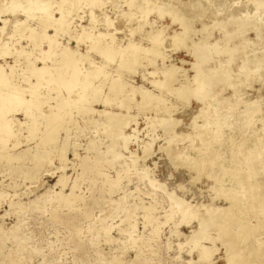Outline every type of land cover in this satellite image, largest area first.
Masks as SVG:
<instances>
[{
	"label": "rangeland",
	"instance_id": "obj_1",
	"mask_svg": "<svg viewBox=\"0 0 264 264\" xmlns=\"http://www.w3.org/2000/svg\"><path fill=\"white\" fill-rule=\"evenodd\" d=\"M9 1H11V0H9ZM9 1L8 0H6V1L0 0V5H2L4 3L3 6H0L1 7L0 20H2V19L6 20V18H7L6 21L5 20L0 21V27H1L0 29L3 30V32H1V30H0V45L2 43H6L8 41L9 43L8 42L7 43L11 44L10 47H12L11 49L13 51H15V54L9 55V57H7L8 56L7 55L6 56L7 58L4 57L3 60L0 57V63L4 64V62L7 61L8 63H6V64H9L10 66L14 65V63H15V68L13 67L14 69L11 70V67L7 65L8 67H6V71H8V72L10 71L12 73L11 74L9 72V75H11L10 76L11 78L14 76V79L13 80L11 79V81L16 82L18 85L21 84L20 86H22V87H26V85H27L25 83V80H26L25 75H26V77H29L31 75L30 79L33 82L37 81V76L35 73H33V71H32V73L29 72V68L26 64V61L29 58L27 56V54L25 55L23 53H19L21 55L18 56L16 53V50L20 49L21 48L20 46H22V47L26 46L27 49H29L33 52L30 55V58H34L35 56L41 57L40 55H42L41 53L43 50H49V42L45 38H42L43 40L40 39L41 41L39 40V43L38 42L32 43L31 39L28 38V36L30 35V31L27 28V26H31V27L39 26L40 18H38V17H40V12L42 11L40 9L43 6H45L43 4L50 5L52 3L50 6L53 7L55 5V1H56V3H60V5L63 7V9L66 10V12H67V10H68V12H72V15H71V13L67 14V18L69 19V21L72 19V17H73L72 21H74V22L70 21V23L71 22L72 23L70 24L69 30H73V33L75 31V33H77V36L80 38V39L78 37L76 38V34H74V37H73L72 36L73 33L71 31L67 30L68 33L69 32H71V33H69L67 36V35H65V34H67L66 31H65L66 33L63 32L64 34H62V32H60L63 36L64 35L65 36L63 37L59 33L57 35V37H60V38L57 39V41L60 42L61 45H65L67 43V46L69 45V47L73 48L74 50L77 48V46H78V48H80V49H78V48L76 49V51H77L76 56L78 54H81V55H78V57H77L78 58L77 61L79 64L76 63L78 65L75 64L74 67L80 68L84 62V64L82 65L83 68L81 67L80 70L86 69L84 71V73L88 72V74L85 73L86 76L87 75L89 76V74L91 72H93L94 74L96 72V75H97V74H99V71L102 69L103 71L101 70L100 73L101 72L104 73V72L108 71V72H110V75L112 77H114V75L116 73L117 74L115 76H118L119 74H121V75L123 74L122 75L123 78L125 77V80H127L128 83L133 84L135 86L143 85L144 87H146L150 90H154V87L150 83V80L153 79V80H161V81L163 80L164 81L166 78L164 75L163 76V77H165L164 79H159L160 77L163 78L161 76V75H163L161 71L163 70L164 67H163V64L161 63L162 58L159 59L158 54L156 55L155 53L152 52V53H147V55L143 53L144 54L143 55L142 53H140L139 58H138V64H139V62L142 63L141 68H139L140 64L139 65L137 64L138 66L137 65L136 66L138 68L136 67V69L134 70L136 72H134V71L131 72V71H128L126 67L122 66L124 68V70H122L120 72L119 68L116 67V66H118L116 63L118 61H121V60H123L122 62H124V61L127 62V60L131 59V55L130 54L128 55V53H124V54L128 55V56L125 55L126 56V60H125V56H123L124 54L122 55L121 53H117V54H114L115 56L113 55L114 57H112V59L111 58L109 59V57H108L107 60H104L105 57H107V56L105 54L99 53V51H97L98 48H96L97 52H95V47H98V46L104 44L105 41H108L109 37L113 38V36H114L117 43L120 44V42H118V41H121V45H126L129 43L130 40H132L138 44H143L145 46H153L154 43L149 38V34L154 33V30L156 31V29H159V28L161 29L164 26L162 34L165 37L163 35H161L160 40L157 41L158 44H156V46H159L157 48L158 49L160 48L161 52L163 51V49H165V51H163V53L164 52L167 53V54L165 53L166 54L165 61L167 64L173 63V64H176L177 66H180L182 68V69L180 68V71H179L182 74H180L179 72L177 73L178 81L175 82L176 86H179L182 82H184V83H187V81L191 82L192 77L194 76L193 74H195V72H194L195 69L193 68L192 63L195 62L196 58L193 54V50L190 51L189 50L190 48L185 46L184 43H186V42H190V43L196 42V43L203 44V48H204V49H202L203 53H207V51H208L207 48H210V43H211V47H212V45L216 44L212 47L213 50H212V48L209 49V51H208L209 54L208 53H207L208 55L206 54V56H208L207 60L205 58V61H203V62L201 61L203 64V65H201V67L204 69V67L206 66L207 68H205L204 71H206V73L209 72L210 76H217L218 75V77H217L218 79L212 77L214 81L210 84L211 87L208 89L209 91L206 93L203 100H198L197 98H194L193 96H192L193 98L190 97V99L187 100L184 97L181 98L179 93H175V92L171 93V91H168L167 89L166 90L163 89L164 92L166 93L165 97H167V98L162 103V105H160V106H164V107H161V108L159 107L160 109H157V110H156V108H154V106H151V105H149L148 108H147V106H144L145 108H142L139 106L140 107L139 108L138 105H136V99L137 100L141 99L140 94L137 93L134 96L135 100H133L132 97L127 95V94H130V95L133 94L132 92L131 93L129 92L131 90V88L128 86L123 88L124 91L123 90L121 91V93L123 92V94L126 93V91H127V94L121 95V93H119L117 95L118 97H115L112 100L113 101V102H111L112 104L111 103L109 104L111 106L108 105V107H107L101 101L94 102V104L92 103V107L96 108L98 110L99 109L102 110L104 108L105 109L107 108V110L113 111L114 113L120 112L123 114H126L127 113L126 111H129L132 115L137 116L136 119L138 121V124L135 123L136 124L135 125L134 123H131L132 125L130 124V126L128 128H126L127 134L133 133L134 127L137 128V132H138V134L133 133L136 136H133V138L130 140L131 143L128 144V148H125L123 146V144H121V143H123V140H119V139L114 140L113 137L111 139L110 138L111 136L108 137V135L107 136L105 135V134H107V133H105L107 131L105 128H103L102 125L100 127V125L91 121V119H98L101 121V116L99 114H96V113L93 114V113L86 111L87 107L84 108V110H83V107H81L82 109H80L78 107L79 105H74V103H73V105H72L73 107L70 106V107H72V109L67 106L68 109H66V110L67 111L69 110L71 114L68 111V113L70 114V117H69V114L66 115L67 118L69 117L68 120L66 119V116H64L66 120H65V122L63 121V123L61 124V130H60V135H59L60 138L65 137L63 139L62 143L64 141L67 143V146L65 147L66 158H67V162H66L67 167L64 169V171H62L61 169H57V167H59L61 165L60 156L58 155L59 151H62L61 147L63 145L61 146V144H62L61 142H57V143L53 144L54 150L51 149L52 146L51 147L49 146L50 148L49 147L47 148L46 151H48V150L49 151L46 152V154H45V162L38 169L39 171L36 173L37 175L35 174L36 176H34L33 179L32 178L28 179V177L25 176L26 175L25 173H24V175L22 174L24 172L23 170H25L24 167H26V169L28 170V168H30V166L31 167L34 166V164L31 160H26V162H23V163L22 162L20 163L17 160V162L19 164L16 163V160H12V161L4 160V159H3L4 161L0 160V192H2L3 195H5V196H3V195L0 196V200H1L0 201V264H212V263H214V264H227L226 246L224 245V243H222L223 240L221 241V238L223 239V237H221V235H220L222 233V231H223L222 235H224V234L227 235V238L229 237L231 239V236L232 237L234 236L233 239H235V240L232 239V241H234L235 244L233 243L234 244L232 246L233 251L231 250V253L235 254V251L237 249L236 254H240V255L242 254L241 256L238 255V257H239L238 259L240 261L242 259V261L241 262L238 261L237 264H242V263H244V264H251V263L252 264H264V254H263L264 253V246H263L264 245V210H262V209H264V207H263L264 206V203H263L264 202V194H263L264 193V178H263L264 170H261L262 168L264 169V167H263L264 166V160H263L264 159V149H263L264 148L263 147L264 146V130H263V128H264V119H263L264 118V80H263L264 79V77H263L264 76V61H263L264 60V58H263L264 57V44H263L264 43V19H263L264 18V14H263L264 13V11H263L264 10V7H263L264 0H262V1L261 0H254V1L253 0H242V1L241 0H238V1L235 0L237 2H235L234 0H228V2H227V0H223V1L217 0V2H215V0H211V1H214L215 3L207 1V0H204L205 2L207 1L206 3H203L202 0H194V1H192V0H180V1L179 0H173L174 4H171V3H173L172 0L171 1L170 0H165V1L164 0H160V1L159 0H152L151 2H150V0H135L134 1L135 3L133 2V0H112V1L107 0V2L110 1L107 5H106L107 2L105 3L106 0H103V2L101 0L100 1L96 0L98 3H96L94 0H91V1L90 0H84V1L73 0V2H71L72 0H70L69 2H68V0H64V1L63 0H61V1L60 0H55V1L54 0H52V1L46 0V3H45V0H43L44 2L39 0L40 3H38L37 0H33V1L27 0L26 2L24 0H22V1L13 0L12 1V2H14L13 4H12V2L10 3ZM29 1L32 2V3H29L30 6L27 3ZM47 1L51 2V3H48ZM58 1H60V2H58ZM80 1H82L81 2L82 4L78 3ZM85 1H86V5L83 4ZM92 1H94V3ZM129 1H130V4L132 3L131 4L132 7L129 5ZM141 1H144L145 4H143V2H141ZM155 1H157V2H155ZM176 1L180 3V4L178 3V5H179L178 7H177ZM185 1H190V2H185ZM230 1L235 2V4L230 3ZM259 1H261V2H259ZM5 2L10 4V8H9V5L7 3L5 4ZM18 2L20 5L18 4ZM20 2L21 3L25 2L24 4L22 3L23 7H21ZM53 2H54V4H53ZM64 2L66 4L76 3L77 4V6L75 7L76 10L73 8L76 4H73L72 9H70V6H72V5H70V6L66 5ZM158 2L159 3L162 2V3L159 4ZM192 2H194V3H192ZM221 2L222 3L224 2V4H222ZM239 2H240V4H239ZM262 2H263V4H262ZM15 3H17V5ZM34 3L37 5V6L36 5L35 6L37 8H39L38 9L39 11L35 7H33ZM62 3H63V5H62ZM92 3L93 4L96 3L94 5L95 7L93 6ZM126 3H127V6H126ZM149 3H150V5H149ZM163 3L164 4L166 3L165 6L168 5L166 8H171L173 13H174V11H175V13L174 14L171 13L172 11L170 9L168 10L169 12L171 11L170 13L168 11L166 13V11H165L164 12L165 14L169 13L168 14L169 17H168V16H163L165 14H161L160 12H157L156 8L159 10L160 7L162 6L160 10H162V8L164 9L165 6ZM169 3L171 5H169ZM188 3H189V5H188ZM197 3H199V4H197ZM202 3H203V6L206 8H204L202 6ZM227 3H229L228 6H227ZM11 4L14 7H15V5L16 6L19 5V7H16V9H15L16 12H15V10L12 11L13 13L15 12L14 14L10 12L11 9L12 10L14 9V7L11 6ZM89 4L90 5L92 4L91 6H93L94 9L93 8L91 9V6ZM135 4L137 7L134 6ZM152 4H153V6L155 5V7H153ZM175 4H176V6H175ZM183 4L188 5L185 7H187V8L190 7V8H188V9L186 8L185 9L186 11H185ZM212 4H214L215 6ZM238 4L241 6V7L240 6L237 7V8L240 7V9H239L240 11L238 9L236 11V9H235V7ZM38 5L41 6V8ZM60 5L57 4V5H55V7H53L51 9L53 11L54 16H56V17L60 16L61 15L60 12H61V10H63L62 7H59ZM65 5H66V7H65ZM80 5H82V6L84 5V7H82ZM98 5H99V8H97ZM146 5H147V9H146ZM156 5H158V7L159 6L160 7L158 8ZM217 5H218V7L220 6L221 9H219L220 7L217 8ZM231 5H232V7H234V9H232ZM258 5H259V7H257ZM4 6H6L7 8ZM133 6H134V8H133ZM207 6L210 10H208ZM224 6H227V7L230 6V8H227V7L224 8ZM242 6H244V7H242ZM245 6H247V7H245ZM2 7H4V10ZM67 7H69V8H67ZM100 7H102V8H100ZM212 7H215V8L213 9ZM18 8H21V9H18ZM34 8L36 10H34ZM56 8H58L59 12ZM130 8H132V9L130 10ZM136 8H138V9H136ZM148 8L152 9L154 12ZM222 8H224L225 10L223 9L224 10L223 11ZM259 8H261V9H259ZM5 9H7V11ZM17 9L21 10V11H18ZM26 9L27 10L29 9L30 11H27ZM55 9L59 14L57 12H54ZM78 9H80V10H78ZM144 9H146L147 11H145ZM180 9L182 11H180ZM195 9H197V10H195ZM218 9L222 13H218L219 11H215ZM226 9L230 10L231 12L233 10L232 13L234 15L231 14V12H228V10L226 11ZM256 9H257V11H256ZM120 10L122 11V13L124 11V13L120 14L121 13ZM132 10H136V11H134V13H132L133 12ZM200 10L201 11L204 10V11L201 12ZM205 10H207V12ZM1 11H2V13H1ZM76 11H77V13H76ZM102 11L105 15L102 13ZM128 11H129V13H128ZM197 11H199V12H197ZM4 12H5V14H4ZM23 12H26L28 15H26ZM125 12H127L130 15V18H129V15H127ZM189 12L191 13V15ZM192 12L194 15L192 14ZM195 12H197L196 14H198L199 17H198V15L195 14ZM227 12L229 13V15L226 14ZM244 12L247 16L243 20V17H245V14H243ZM130 13L133 15L136 14V15H134V18L135 17L136 18L134 19L133 15H131ZM145 13H147L148 18L140 21L141 19H139V18L146 17ZM159 13H160V16L158 15ZM177 13H179L178 14L179 16L177 15ZM184 13H185V15H184ZM201 13H202L203 17L201 16ZM1 14H3V15H1ZM30 14H31V16L36 15L37 19L35 18V16L34 17L29 16ZM223 14H224V19H223ZM225 14H226V16L228 15L229 17H226ZM94 15H95V19H93ZM170 15L171 16L175 15L174 20ZM180 15H181V18H180ZM183 15H184V17H183ZM204 15H206V16H204ZM78 16H80V17H78ZM81 16H83V17H81ZM125 16H126V18H125ZM127 16H128V18H127ZM161 16H162V18H161ZM217 16H218V19L216 20ZM230 16H231V18H230ZM237 16H238V19H237ZM91 17H92V19H91ZM107 17L110 18V20ZM186 17H187V20H186ZM191 17H193L192 18L193 20L191 19ZM241 17H242V19H241ZM74 18H76V19H74ZM82 18H83V20H82ZM177 18L180 20H176ZM80 19L83 22H81ZM106 19H108L109 22ZM114 19H115V22L113 21ZM240 19H241L242 23L241 22L239 23ZM250 19H252V20H250ZM255 19H257V20H255ZM36 20H38V21L36 22ZM145 20H146V22H145ZM175 20H176V23H175ZM182 20L184 21L183 23H181ZM237 20H238V22H237ZM90 21H92V23ZM139 21L143 22L142 25L144 23L146 24L147 22L152 24V22H153V24H152L153 27L148 26L149 24L147 23L146 25L144 24L145 25V28H144L142 25H140L141 23ZM155 21H156V23H155ZM177 21L178 22L181 21V22L177 24ZM185 21H187V23ZM251 21L255 24L253 25ZM3 22H4V24H3ZM21 22L25 23V25L19 24ZM110 22H113V23L111 24ZM188 22H190V23H188ZM213 22H214V24H213ZM231 22H234V23H231ZM244 22L245 23L248 22L250 24L247 23V25L245 24V26H244ZM107 23H110V25H111L110 27H112L113 29L110 27H106L109 25ZM203 23H204V25H203ZM216 23H218V24H216ZM223 23H224V27L227 26L228 28L227 27L224 28L222 26ZM229 23H231V24H229ZM261 23H262V25H261ZM78 24H80V25H78ZM86 24H88V25H86ZM154 24H155V26H154ZM84 25L87 26V28L90 26V28H88V32L91 33L90 34L91 36L89 35V33H87V30H83V29H87V28H85ZM91 25L94 26L95 29L93 27H91ZM136 25L138 26V32L135 29V28H137ZM231 25H233V27ZM3 26H4V29L2 28ZM72 26H74V27H72ZM80 26H81V28H80ZM133 26H134V28H133L134 31H136V33H134V34H132L134 31L131 29ZM191 26H193V28ZM204 26H207V27L203 28ZM238 26H239V28H238ZM251 26H253V28ZM117 27L120 30L117 29ZM186 27H188V28H186ZM210 27H211V29H210ZM240 27H242V28H240ZM49 28L53 29L54 27L51 26ZM74 28H76V29L74 30ZM78 28L81 29V31ZM91 28H93V29H91ZM108 28L111 30L108 31L109 30ZM141 28L142 29L144 28L143 29L144 32L141 31L142 30ZM181 28H182V30L184 28V30L182 31ZM190 28H192V29H190ZM26 29H28V30H26ZM50 29H48V33H50V34L54 33L55 34L54 29L53 30L52 29L50 30ZM114 29L115 30L117 29V32ZM150 29H151V31H150ZM187 29H188V31H187ZM208 29H210V31ZM237 29H238V31H237ZM243 29H244V31H243ZM40 30L41 29L39 28V32H40ZM82 30H83V32H82ZM90 30H92L93 32ZM204 30L209 31L210 33L209 32L203 33ZM229 30L231 31L230 32L231 34L229 33ZM166 31H167V36L168 37L170 36L169 38L166 37V34H165ZM172 31H173V33H172ZM174 31L175 32L186 31V33L188 35H187V37H185V39L187 41L185 40L183 42H180V40L178 41V38H176V37L174 38L173 37V35L175 33ZM200 31H202L201 34H204V35H201ZM234 31H236L237 33H235ZM109 32H111V33H109ZM145 32L146 33L148 32V33L145 34ZM238 32H240V33H238ZM79 33H80V35H79ZM100 33L102 35L105 34V36L101 37L102 35ZM126 33L128 35L129 34L130 35L129 36L125 35ZM225 33H226V36L229 34V35H231L230 37H232V38H230L229 35L226 37L224 35ZM234 33L238 34L242 38L239 37L238 35H235ZM244 33H245V35H244ZM21 34H23V35H21ZM82 34L85 35L86 37H88V35H89L90 38L89 37L86 38L85 36L83 37V36H81ZM95 34H96V36H95ZM143 34H144V36H143ZM146 35H148V36H146ZM211 35H212V37H211ZM190 36H191V39H190ZM201 36L203 38H201ZM222 36L224 39H222ZM236 36H238V38ZM10 37H12V38L10 39ZM97 37L98 38L107 37L108 39L107 38H105V39L100 38L101 40L98 39L99 42L101 41V43H102L101 44L96 39ZM128 37H130V38L126 39ZM140 37H141V39H140ZM193 37H194V39H193ZM68 38L70 41L68 40ZM166 38H167V41L169 42V40H170L169 43H172V44L167 45L168 42L166 41ZM225 38L227 41L225 40ZM234 38H235L234 41L231 40ZM7 39H10V41ZM198 39H202L203 41L202 40L199 41ZM219 39H220V41H219L220 43L217 41ZM241 39H242V41H240ZM3 40H5L6 42ZM79 40L80 41L84 40V41L80 42ZM94 40H96V41L92 42ZM140 40H141V42H140ZM149 40H151V41H149ZM164 40L166 41V44H165ZM228 40L230 42L232 41L234 44H235L236 40L237 41L239 40V41H238V44H235V46H233L234 44L232 45V42H231V45H230ZM85 41H88L89 43L88 42L86 43ZM237 41H236V43H237ZM149 42H150V44H149ZM159 42H160V44H159ZM204 42H206V43H204ZM221 42H222V44H221ZM90 43H92V44L99 43L100 45L97 44L98 45L97 46L95 44L96 45L95 47H94V45H92V47H93L92 48ZM173 43H174V46H173ZM218 43H219V45H217ZM239 43L242 47L239 45ZM86 44L88 46H86ZM178 45H180V46H178ZM229 45L231 48L229 47ZM224 46L225 47L227 46L229 48H227V47L225 48ZM249 46L251 48H249ZM176 47H177V49H175ZM222 47L225 49V50L223 49L225 51V53L222 50ZM214 48H215V51H214ZM216 48H218L219 50L221 49V51H219L218 49L216 50ZM256 48H258V49H256ZM230 49H232V52L238 51V54H237V52H233V55H232ZM253 49H255V50H253ZM185 50H187L188 52ZM226 51H228L227 52L228 54L226 53ZM247 51H248V53L246 54ZM219 52L220 53L223 52L224 56H222V54H220ZM229 52L231 54H229ZM241 52H242V54H241ZM85 53H86V55H85ZM189 53H191V54L189 55ZM213 53H216V54H213ZM250 53H252V54H250ZM261 53H262V55H261ZM100 54H101V56H100ZM119 54L121 55L120 57H119ZM148 54L155 56L156 59H155V57H152L151 55L148 56ZM210 54H213V58H212V55H210ZM236 54L240 58H237ZM248 54L251 55V57ZM24 55L28 58H26ZM87 55L90 56V59H88L89 57ZM103 55H105V56H103ZM145 55H146V57H145ZM214 55L216 58L214 57ZM83 56L85 57V59L87 57L88 58L85 61H82V59L84 58ZM230 56H231V59H230L231 61L229 60ZM233 56L235 58H233ZM257 56L259 57L260 60L257 59ZM19 57H20V59H19ZM21 57H23V58L21 59ZM24 57L26 60L24 59ZM79 57H82L81 60ZM157 57L159 60L157 59ZM209 57L211 59H208ZM227 57H229V58H227ZM241 57L242 58L244 57L243 60ZM246 57H248V58L245 59ZM50 58H49V60L51 62L52 58L55 60L56 59L60 60L61 56H55V57H50ZM117 58H119V59H117ZM150 58H151V60L155 59L156 62H158V69L154 70V67H152V65H149V66H147L146 71H144L145 69L142 66L144 64L149 63ZM225 58H227V59H225ZM222 59L224 61H222ZM238 59L240 61H238ZM22 60H24V61H22ZM90 60H92V61H90ZM109 60L110 61L112 60V61L110 62ZM209 60H211V61H209ZM216 60L218 61V64H217ZM219 60H220V62H219ZM232 60H234V61H232ZM18 61H19V64L17 63ZM79 61H82V63ZM170 61H172V62H170ZM256 61L258 63H256ZM21 62H23L25 65ZM91 62L92 63L94 62L96 64H94V63L92 64ZM105 62H108V63H105ZM182 62H183V65H181ZM214 62L216 63L215 65H214ZM226 62L229 64H227ZM230 62H232V63H230ZM252 62H253V64H252ZM37 63L42 65V62L38 61ZM88 63H90V65ZM212 63H213V65H212ZM233 63H235V64L232 66ZM22 64L25 66L24 71H23L24 66H21L22 68L20 66H18V65H22ZM91 64L94 67L96 65V68L98 65V69L94 70V68H93V66H91ZM100 65H102L104 68H102V66H100ZM207 65H209V66H207ZM211 65L214 67H212ZM217 65H220V66H217ZM222 65L223 66L225 65L226 67L225 66L223 67ZM253 65H256L257 67L252 68V67H254ZM215 66H217V68ZM235 66H237V68ZM238 66L240 68L242 67L241 68L242 70H240V68ZM122 67H120V69H123ZM161 67H162V69H159ZM208 67H209V69H208ZM230 67H231V69H230ZM8 68H9V70H8ZM91 68L93 69V71H91L92 70ZM215 68H216V70H215ZM243 68L245 71L243 70ZM53 69L54 70H52V73H46L45 74V76L48 74L46 76L47 78L50 79V78L58 76L57 66L56 67L54 66ZM116 69H118L119 72H115ZM221 69L222 70L224 69V70L222 71ZM228 69H230V70H228ZM153 70L155 71V74L149 75L148 79L143 78L144 72L147 73V71L151 72ZM212 70L214 71V73L212 72ZM220 70H221V72H220ZM226 70L228 71V73ZM252 70L254 72L255 71H258V72H255L254 76H252L253 75ZM15 71L17 72L16 75H15ZM30 71H31V69H30ZM89 71H91V72L89 73ZM156 71L157 72L159 71L161 74L159 72L157 73ZM218 72H219V74H218ZM24 73H25V75H24ZM209 73H208V75H209ZM49 74H52V75L50 76ZM212 74H215V75H212ZM247 74H250V76ZM102 75L99 74L100 77L98 75L95 76L96 78L94 77V79L97 80L96 81L97 83H95V80L91 76L92 79L94 80L93 81L91 79L93 85H97L99 87L98 93H101V92L105 93L106 91H108V92L110 91V86L108 85L109 81H107L106 83H103L104 80L106 81V79H104V77H106V75L105 76L104 75L102 76ZM110 75L106 78L110 79V77H111ZM236 75H237V77H236ZM182 76H184V78H186V79H184ZM154 77L157 79H155ZM188 77H189V79H188ZM190 77H191V80H190ZM101 78H103V79L101 80ZM223 78H225V79H223ZM241 78H243V79H241ZM215 80H219V82H217ZM99 81L102 84H100ZM42 82L46 83V80H43ZM57 82H58V80H56V84H54L55 83V81H54L52 83L54 85H50L49 87H46V84L43 85L44 87L42 85H38V86H40L39 88H41V86H42V90L39 89L38 86H35L38 89H37V91L34 90V92H38V91L40 92V90H41L40 93H42V96H43L42 97L43 103H42V101H40L42 103V105H41V103L39 104L40 106L36 104L38 107L35 104H33V106L31 107L32 108L31 111H35L34 113H36V114L41 113V108H42V111L47 110V112H49V113L54 111L55 108L54 109H52V108L54 107V105H56L60 101V97H58V95L60 93L56 90H53V88H52L54 86L55 88L60 90V87H61L60 83L59 82L57 83ZM78 83H77V85H78ZM219 84L224 85L222 89L220 88L221 85L219 86ZM57 85H59V86H57ZM103 85H104L105 89H103L104 88ZM214 85H215V87H214ZM217 85H218L219 89H221V90L218 89ZM100 87L101 88L103 87L102 90L100 89ZM127 87H128V89H127ZM245 87H247V88H245ZM129 88H130V90H129ZM99 89L101 90V92ZM156 89L157 88H155L154 91L156 93H159V91H158L159 89L158 90H156ZM74 90H72V92H71L72 94H70L66 89L61 90V91L63 92V94L66 97H70V95H74L76 90H79L78 86L75 87ZM91 90H92V88L90 89V92H88V93L91 94V92H92ZM73 91H74V93H73ZM220 91L222 93H220ZM165 93H163V94L165 95ZM215 93H217V94H215ZM175 94L176 95L178 94V95L176 96ZM210 95H212V96L210 97ZM55 96H56V98H55ZM98 96H99V94H98ZM216 97H217V99H216ZM127 98H128V101H126ZM211 98H213V101L211 100ZM238 98H240V99H238ZM208 100H210L211 102H209ZM241 100L244 102H242ZM120 101L123 104H126V105L128 104L129 110H127V108H125L124 106H123L124 108L120 107V104H119ZM134 103H135V105H134ZM203 103H205V105L206 104L207 105L205 106V105H203ZM102 104H103V106H102ZM212 106H214V108ZM230 106H232V107H230ZM168 107L170 108L172 117L176 118V120H174L172 118L174 121L172 120V122H171L172 125L171 126L169 125L170 127H168V128H170V129L166 128L167 126L166 127L162 126L163 124H161V122L159 123L157 121H154L156 123V126H155L154 122L152 123V126H151V124H150L151 121L150 120L147 121V117H151V116L156 117L157 114L158 115H163V114L165 115L166 112L164 109H166ZM209 107L212 111H210L208 109ZM216 107H218V108H216ZM17 108H20V109H17ZM121 108H122V110H121ZM130 108H131V110H130ZM12 109H14V108H12ZM21 109H22V105H21V107H20V105H19V107L17 105L15 107V109L13 110L16 112L10 111L8 113V116L15 114V116L17 118H19L21 121L28 120L26 118V116L23 114ZM204 109L205 110L207 109L209 111V113H208V111H205ZM37 110L40 111V113ZM161 110H162V112H161ZM213 110H215V111H213ZM18 111H20V112H18ZM73 111H74V113H73ZM204 111H205V113H204ZM223 112H224V114H223ZM138 113H139V115H138ZM227 113H229V114H227ZM219 114H221V116ZM201 115H202V117H201ZM213 116H217V117L213 118ZM223 116H225L226 119H224L225 117H223ZM239 116L241 118H239ZM230 117H232V118H230ZM206 118H208V119H206ZM219 118H221V119L223 118V119L219 120ZM251 119H253V120H251ZM88 120L91 123H89ZM235 120L237 121V123H235L236 122ZM43 121L44 120H42V122ZM68 121H70L71 124ZM216 121H218L219 123L218 122L216 123ZM220 122L222 125L220 124ZM240 122H241V124H240ZM228 123L229 124L233 123V124L227 126L226 124H228ZM65 124L68 125L67 128H65L66 127ZM219 124H220V126H219ZM174 125H175V127H174ZM14 126L15 127L18 126L17 128H15V130L19 129L21 127L19 130H17V133L19 132L18 135L19 136L21 135L20 138L22 136H24L23 138L20 139L21 145L19 146V148L17 150L26 149L28 146H31V145H32L31 147H34L36 145L38 138H35V140L32 139L29 141L28 136H27V134H29V133H27L28 130L27 131L24 130V128H23L24 126H22L21 124L20 125L15 124ZM41 126H43V125H41ZM150 126H151V129L152 128H155V129L151 130L149 128ZM205 126H208V127H205ZM235 127H236V129H235ZM221 128H223V129L221 130ZM224 128H226V129H224ZM103 129H105V132L103 131ZM148 129L151 132L148 131ZM200 129H202V130H200ZM207 129L209 130V132H207L208 131ZM213 129L214 130L217 129V130L214 131ZM240 129H241V131H240ZM164 130L166 132H164ZM234 130L235 131L239 130V131H237L238 133L236 134V132ZM247 130H248V132H247ZM69 131H70V133H69ZM170 131H171V133H170ZM210 131L213 132V135L211 134ZM152 132L154 133V135ZM176 132H177L178 136H180L182 139L180 137L174 138L177 135ZM205 132H206V136H204ZM221 132H222V134H219ZM148 133H149V135H148ZM150 133H151V135H150ZM166 133H168L169 135H167ZM173 133H175V134H173ZM179 133L180 134L183 133V134L179 135ZM184 134H186L187 136ZM232 134H233V138H232ZM66 135H67V137H66ZM200 135L203 137H201ZM215 135L217 138L215 137ZM222 135L223 136L225 135L224 137L226 139H224V137ZM227 135H228V137H227ZM248 135L250 136V139L248 138L249 137ZM252 135H255V136H252ZM151 136H152V138H151ZM167 136H171L173 138L172 140H174V141H170L171 137H167ZM234 136H235V140H234ZM238 136L241 140L238 139ZM16 137H18V136H16ZM16 137H15V139H16ZM154 137H155V141L153 142L154 144L152 146L153 148L151 150L152 151L151 155H148L150 157L145 158L144 152H143L144 150H142L143 145L146 142H149V140H150V142H152L154 140ZM190 137H191V139H190ZM256 137H257V139H256ZM208 138L211 139L212 142ZM229 138L233 139V143H232V140ZM15 139L11 138L8 143H12ZM25 139L28 141H26ZM151 139H152V141H151ZM167 139L169 140L168 142L166 141ZM237 139L239 141H237ZM214 140H215V142L217 141V143H215ZM224 140L225 141L227 140V142H225ZM255 140H256V142H255ZM91 141H94L96 143L95 144L93 143V146H92V144H90ZM208 141H210L211 143ZM235 141H237L239 144H237ZM245 141L247 144L245 143ZM251 141L252 142L254 141L256 143V145H255V143L254 144L251 143ZM261 141L263 143H261ZM116 142H119V143H116ZM142 142H143V144H142ZM234 142L237 144L236 147H235L236 144H234ZM257 142L258 143L260 142V143L257 144ZM115 143H116V145H115ZM229 143H231L232 145ZM112 144H113L115 151L121 152L122 155H124L122 158L125 161L127 160L126 161V163L128 162L127 165H125L122 158L119 159V157H121V156H119L116 159L113 149L111 150L112 153H111V151H109L108 148L112 147ZM55 145L57 148L55 147ZM88 145H89V147H88ZM95 145L96 146L98 145L97 148H95ZM117 145H119V146H117ZM168 145H170V147H167ZM209 145H210V147H209ZM219 145H221V146H219ZM252 145H253V148H252ZM207 147L209 148L208 150H207ZM55 148L57 149L58 152L56 151ZM248 148H249V150H247ZM2 149H0V150L2 151ZM50 149H51V151H50ZM178 149H181V150L178 151ZM180 151H181V153L183 151L182 155H181ZM208 151L209 152L212 151V153H209ZM244 151L245 152L247 151L248 153L247 152L245 153ZM99 152H101V153L99 154ZM102 153H103V155H102ZM178 154H180L181 156L180 155L177 156ZM208 154H209V156H208ZM257 154H258V156H257ZM131 155H134V156H131ZM175 155H176V157H175ZM216 155L217 156L219 155V156L217 157ZM86 156L90 157V161H89L90 163L89 164L92 163V165L90 167L84 168V166H82L81 163H82L83 158ZM95 156H97L99 158L96 157V160H95ZM136 156H138L137 157L138 166H137V164H135L137 167L135 165H133L131 162V160L133 158H135ZM220 156H221V158H220ZM91 157H93V158L91 159ZM177 157H180L181 159L177 158ZM182 157H184V158H182ZM202 157H206L209 160V162L210 161L211 162L208 164V160L206 158H202ZM245 157H246V160L248 159L247 161L245 160ZM100 158L102 161H101V163H99L100 165L98 166L97 165L98 162H96V161ZM216 158H218V159H216ZM257 158H259V159H257ZM138 159H140V160H138ZM201 159H202L203 163H202ZM91 160H92V162H91ZM110 160H112L114 162H110ZM214 160H215V162H214ZM260 161H261V163H260ZM191 162H192V164H190ZM25 163H27V165ZM93 163H95V164H93ZM11 164H13V165H11ZM20 164H22V165H20ZM199 164H201V165H199ZM203 164L204 165L206 164L207 169L205 168V166L203 167ZM220 164H222V165L220 166ZM19 165H20V167H22L20 172H18L17 169H15ZM124 166H126L128 168H126ZM201 167L203 168V170ZM245 167H249V168H245ZM200 168H201V170H200ZM244 168L246 170H249L250 172L249 173L247 172L248 173L247 174L246 170ZM256 168L258 169V171ZM259 168H261V169H259ZM231 169H233V170H231ZM241 169H243V170H241ZM147 170L151 172V173H149L150 175L148 174ZM142 171L146 172V177L148 179H146L143 176L145 174ZM204 171H205V173H204ZM151 174H153V175H151ZM247 175H249V177L251 175L250 180L253 179V181L248 180L249 178L246 179ZM149 177H151L153 180L155 179L152 184L149 181ZM116 180H118L119 182L118 181H117L118 183L115 182ZM226 180H227V182H226ZM239 180H240V182H239ZM244 180L245 181L247 180L246 183ZM112 181H114V182H112ZM236 181H237V183H236ZM255 181H256V183H255ZM154 182H158V184L154 183ZM230 183H232V184L230 185ZM235 183L237 186H234ZM113 184H114V186H112ZM221 184H223V185L221 186ZM157 185H159V186H157ZM228 185H230V186H228ZM248 185H249V187H248ZM233 186L235 187L236 190L233 189L234 188ZM240 186H242L243 188L245 186L246 187H245V189H242V187L240 188ZM221 187H223V189ZM238 187L241 189V191H239L240 189ZM218 188H219V190H216ZM254 188H256V189H254ZM228 189H230V192ZM250 189H252L253 192ZM233 190H234V192H236V195L233 192ZM243 190H245L246 193L243 194V192H245ZM256 190H257V193H256ZM262 190H263V192H262ZM220 192L221 193L224 192V194H221ZM240 192H242V193H240ZM59 194L63 195L64 197H67V198L62 199L63 196H61V195L59 196ZM70 194L72 197L75 195L73 197L75 200H73V198L70 196ZM171 194L174 197H176V199L177 198L183 199L182 201H185L184 205H186L189 209H191V210L188 209L189 211L185 215L186 216L190 215V217L188 216L185 218L184 217L185 215H183L181 212H179L180 210L177 209V207H176L177 205L175 203H173V201L175 202L176 200H174L170 196ZM239 194H240V196H239ZM242 194L244 195V198H243ZM7 195H8V198L13 200L14 202L13 201L11 202V200L8 201ZM66 195H68L69 197ZM249 195H251V196H249ZM2 197H4L5 199H3ZM226 197H227V199H225ZM249 197H250V200L252 202H250ZM68 198H69V200L67 201ZM246 198H247V200L244 201V199H246ZM171 199H173V200H171ZM64 200H66V201H64ZM254 200L256 202H259V203L257 204ZM231 201H233L232 202L233 203V207H232L233 209L231 210L232 213L230 212V215H229V214H226L227 212H221L220 209L228 208V205L232 204ZM241 201H242V204H240ZM253 201H254L255 205L253 204ZM234 202H236L235 204L237 206L234 205ZM237 203H239L240 206ZM243 203L244 204L246 203V204L243 205ZM260 204H261L262 208H260ZM14 205H16V206H14ZM174 205H175V208H174ZM11 206H14V207H11ZM147 206L150 207L149 209H151V210H148ZM170 206L171 207L173 206V207L171 208ZM204 206L206 207V210L204 209ZM207 206L210 207L212 210L211 209L209 210ZM246 206H248V209ZM249 206L251 208H249ZM257 206H258V208H257ZM201 207H203V208H201ZM215 207L220 208L219 211L214 212V210L217 209ZM200 208L202 210H198ZM237 208H240V210ZM242 208H243V210H242ZM170 209L171 210L174 209V210L171 211ZM175 209H176L177 213L179 212L178 215H177ZM203 210H205V212L207 211L206 216L204 215L205 212ZM235 210L236 211L238 210V211L235 212ZM261 211H262V214H261ZM193 212H195L194 214H196V215H193ZM208 212H211L212 214L211 213L207 214ZM214 213H215V215H214ZM222 213H224V214L222 215ZM239 213H241V214H239ZM244 213H246V214L249 213L247 215H251V216L246 215L248 218L246 216L243 217L245 215ZM237 214H238V216L240 215L241 217L240 216L238 217ZM175 215H176V217H175ZM191 215H192V217H191ZM177 216H179V217H177ZM209 216H210V218H209ZM217 216H219L218 219H217ZM221 216H223V217H221ZM227 216H229V217L227 218ZM236 217L238 218L237 221H236ZM179 218L182 220H179ZM184 218L186 220H184ZM206 218H207V220H206ZM240 218H242V219L240 220ZM262 218H263V220H262ZM209 219L210 220L212 219L211 221H216V222H214L215 226H213L212 228H208L206 231H203L204 233L202 232L200 238L197 239V241L200 240V243L211 245V243H210L211 238L215 239V240L217 238H219V240L217 239L216 242L214 243V245H215L214 248H216L214 251L215 254L213 253V256L211 257L210 261H205L206 263H204V262L202 263V261H199L198 250L195 247V244L194 245L192 244V243H195L196 241L194 242V240H192L193 241L192 242L190 238H187V235L190 236L193 234V232L195 230L196 231L199 230V228H200L199 225H200L201 221H205L204 222L205 224L209 223V222H207V221H210ZM243 219H245V220H243ZM250 219H251V221H250ZM218 220L220 221L222 226H221V224L220 225L217 224V223H219ZM226 220H227V222L230 221V223L228 222L229 225L227 223V225L225 227L224 223H226ZM248 220L250 222H248ZM178 221H179V223L177 225ZM180 221H182V223ZM232 221H234V222H232ZM261 221L263 222V224ZM236 222H238V223H236ZM240 222L241 223L245 222V223L241 224V226H244V227H241V226L237 227V225H240L239 224ZM232 223H234V224L236 223L235 226H233L234 224H232ZM260 223H261V226L259 227ZM246 225H248V226L246 227ZM223 226L225 228H227L226 229L227 231L225 230V228ZM232 226L236 227L238 229H236V228L234 229ZM257 226L261 230L259 228H257ZM255 227H256V229H254ZM240 228H242V231ZM246 229H247V231H246ZM251 229L252 230L254 229V230L252 231ZM229 230H232V231H229ZM244 231L247 233V235L243 234V233H245ZM233 233H235V234H233ZM202 235H204V236L207 235V236H205V237L203 236V238H202ZM261 244H262V246H261ZM234 247H235V249H234ZM256 249H258V250H256ZM259 249H261V250H259ZM239 251H241V252H239ZM259 252H260V254H258ZM243 256H244V258H243ZM9 258H11L10 259L11 261L7 262V260H9ZM252 258L254 259V261ZM15 259H18L19 261L16 260V261H18V262H16ZM260 259H262V260H260ZM245 260L247 261V263ZM255 260H256V262H255ZM190 261H192V262H190ZM186 262H188V263H186Z\"/></svg>",
	"mask_w": 264,
	"mask_h": 264
},
{
	"label": "bare ground",
	"instance_id": "obj_2",
	"mask_svg": "<svg viewBox=\"0 0 264 264\" xmlns=\"http://www.w3.org/2000/svg\"><path fill=\"white\" fill-rule=\"evenodd\" d=\"M6 1V0H5ZM9 1V0H8ZM13 0H11V1H9L10 3L12 2ZM17 1H19V0H17ZM20 1H22V0H20ZM25 2L27 1V0H24ZM33 1V0H32ZM40 1H43V0H40ZM40 1L39 0H37V2L38 3H40ZM50 1V0H49ZM52 1V0H51ZM55 1V0H54ZM61 1V0H60ZM60 1H58V2H60ZM64 1V0H63ZM70 0H68V2H69ZM79 1V0H78ZM82 1H84V0H82ZM82 1H80V2H78L79 4H82L81 2ZM91 1V0H90ZM96 3H98L96 0H94ZM94 1H92L93 3H94ZM100 1V0H99ZM102 2H103V0H101ZM112 1V0H111ZM135 0H133V2H134ZM152 0H150V2H151ZM160 1V0H159ZM165 1V0H164ZM171 1V0H170ZM180 1V0H179ZM192 1H194V0H192ZM203 1V3H206L207 1H210V2H214V1H211V0H207L206 2L204 1V0H202ZM221 1V0H220ZM223 1V0H222ZM235 1V0H234ZM238 1V0H237ZM237 1H235V2H237ZM242 1V0H241ZM254 1V0H253ZM262 1V0H261ZM261 1H259V2H261ZM16 2V1H15ZM24 2V3H25ZM36 2V1H35ZM44 2V1H43ZM48 2V1H47ZM67 2V1H66ZM67 2V3H68ZM71 2H73V0L71 1ZM101 2V3H102ZM107 2V0L105 1V3ZM110 2V1H109ZM109 2H107L106 3V5L109 3ZM139 2V1H138ZM141 2H143V4H145L144 3V1H141ZM147 2V1H146ZM149 2V1H148ZM154 2V1H153ZM155 2H157V1H155ZM163 2V1H162ZM162 2H160V3H162ZM172 2L173 3H171V4H174V1L172 0ZM177 2V1H176ZM185 2H190V1H185ZM200 2V1H199ZM215 2H217V0H215ZM214 2V3H215ZM227 2H228V0H227ZM235 2H231L230 1V3H234L235 4ZM258 2V1H257ZM256 2V3H257ZM3 3V2H2ZM7 2H5V4H6ZM14 2H12V4H13ZM21 3V2H20ZM23 3V2H22ZM22 3H21V7H23L22 6ZM23 3V4H24ZM28 3V5L30 6V4L29 3H32L31 1H29V2H27ZM26 3V4H27ZM45 3H46V0H45ZM48 3H51V2H48ZM65 3V2H64ZM89 3V2H88ZM92 3V4H93ZM95 3V4H96ZM135 3V2H134ZM137 3V2H136ZM159 3V2H158ZM157 3V4H158ZM159 3V4H160ZM169 3V5H171ZM178 3L179 2H177V7L179 6L178 5ZM184 3V2H183ZM192 3H194V2H192ZM203 3H202V6H203ZM222 3V2H221ZM220 3V4H221ZM8 5H9V8H10V4L9 3H7ZM11 4V6H13ZM16 5H17V3H15ZM18 4H19V2H18ZM42 4V3H41ZM52 4V3H51ZM50 4V5H51ZM53 4H54V2H53ZM60 5V3H56V1H55V5ZM66 4V3H65ZM73 4H76V3H73ZM73 4L71 3V4H66V5H72V6H70V9H72V7H73ZM78 4V5H79ZM83 4H85L86 5V1L83 3ZM91 4V5H92ZM95 4H93V6L95 5ZM104 4V3H103ZM132 4V3H131ZM130 4V1H129V5L132 7V5ZM138 4V3H137ZM141 4V3H140ZM139 4V5H140ZM147 4V3H146ZM164 4V3H163ZM180 4V3H179ZM182 4V3H181ZM196 4V3H195ZM197 4H199V3H197ZM201 4V3H200ZM218 4V3H217ZM222 4H224V2L222 3ZM233 4V5H234ZM239 4H240V2H239ZM237 5L236 7H235V9H236V11H237V9L239 10L240 9V5ZM258 4V3H257ZM262 4H263V2H262ZM261 4V5H262ZM4 5V3L2 4V5H0V6H3ZM15 5V7H14V9L12 10H10V12L11 13H13L12 11H14L15 9H16V7H19V5L18 6H16ZM32 5V4H31ZM36 4L34 3V5H33V7H35L37 10L39 9V8H37L36 6H35ZM43 5H45V6H43L42 8H41V6H39L41 9L40 10H42L41 12H40V17H38V18H40V21H39V26H35V27H31V26H27V28L29 29V31H30V35L28 36V38H30L31 39V41H32V43L33 42H38L39 43V40L40 39H42V38H45V39H47L48 40V42H49V50H43L42 51V55H40L41 57H39V56H35L34 58H30V55L33 53L31 50H29V49H27L26 48V46L25 47H22V46H20L19 48L20 49H18V50H16V53H17V55L19 56V55H21V54H19V53H23V54H27V56L29 57H26L25 55V57L26 58H28L27 59V61H26V64H27V66H28V68H29V72L30 73H32V71H33V73H35L36 74V76H37V81L36 82H33V81H31V75L29 76V77H26V75H25V73H24V75H25V83L27 84H25L26 85V87H22V86H20V85H18L16 82H12L11 81V79L13 80L14 79V76L11 78L10 76L11 75H9V72L8 71H6V67H8V66H10L9 64H6V63H8L7 61L6 62H4V64L3 63H0V149H2V151L0 150V160H8V161H12V160H16V163H18L17 162V160L21 163H23V162H26V160H31L32 162H33V164H34V166H30V168H28V170L26 169V167H24V169L25 170H23L24 172L22 173L23 175H24V173L26 174L25 176H27L28 177V179L29 178H32L33 179V177L34 176H36L37 174V172L39 171L38 169L44 164V162H45V154H46V152H48V151H46L47 150V148L50 146H52L51 147V149H53L54 147H53V144L54 143H57V142H61L62 143V141H63V139L65 138V137H62V138H60V130H61V124L63 123V121L65 122V120L67 119H69V117H70V111H69V113H68V111L66 110V109H68V107H70V106H72L73 105V103H74V105H79L78 107L80 108V109H82L81 107H83V110H84V108H86L87 107V110L86 111H88V112H90V113H93V114H99L100 116H101V121L100 120H98V119H91V121L92 122H95V123H97L98 125H100V127H101V125L103 126V128H105L106 129V131L107 132H105V129H103V131L105 132V133H107V134H105L106 136L108 135V137H110L111 139H112V137L114 138V140H117V139H119V140H123V143H121V144H123V146L125 147V148H128V144L129 143H131L130 142V140L133 138V136H136L135 134H138V132H137V128H133V133H135V134H133V133H131V134H127L126 133V128H128L129 126H130V124L131 123H136V124H138V121H137V119H136V115H132L129 111H126L127 113L126 114H123V113H120L119 111V113H114L113 111H109V110H107V108L105 109H96V108H93L92 107V103L94 104V102H98V101H101L105 106H107L108 107V105L111 103V102H113L112 100L115 98V97H118L117 95L119 94V93H121V91L123 90L124 91V89L123 88H125L126 86H128V87H130L131 88V90H130V88H129V92L131 93H133L132 95H130V94H127V91H126V93H124L123 94V92L121 93V95L123 94V95H128V96H130V97H132L133 98V100H135L134 99V96L137 94V93H139L140 94V100H137L136 99V105H138V107L140 106V107H142V108H145L144 106H147V108H148V106L149 105H151V106H154V108H156V110L157 109H160L161 107H164V106H160V105H162V103L166 100V98L167 97H165L166 96V93L164 92V90L163 89H167L168 91H171V93L172 92H175V93H179V95L181 96V98L182 97H184V98H186L187 100H189L190 99V97H194V98H197L198 100H203V98L205 97V95H206V93L209 91L208 89L211 87L210 86V84L214 81L213 80V78L212 77H214V78H216V79H218L217 77H218V75L217 76H210V73H209V75H208V73H206V71H204V69L205 68H207L206 66L204 67V69L201 67V65H203L202 64V62L203 61H205V58H206V60H207V57L208 56H206V54L208 53V51H209V49H211L214 45H216V44H214V45H212V47H211V43H210V48H207L208 49V51H207V53H203V51H202V49H204L203 48V44H200V43H196V42H192V43H190V42H186V43H184L185 44V46L186 47H188V48H190L189 50L190 51H192L193 50V54H194V56H195V58H196V60H195V62H193L192 63V65H193V68L195 69V74H193L194 76L192 77V80H191V77H190V80H191V82L189 81H187V83H184V82H182L179 86H176V84H175V82L176 81H178V75H177V73L180 71V66H177L176 64H173V63H170V64H167L166 63V61H165V59H166V52H164L163 53V51H165V49H163V51L161 52L160 51V48L158 49L157 47H159V46H156V44H158L157 43V41H159L160 40V36L161 35H163L162 33H163V27L160 29H156V31L154 30V33H151V34H149V38L152 40V42L154 43L153 44V46H145V45H143V44H138V43H136V42H134V41H132V40H128L129 41V43L128 44H126V45H121V41H118V42H120V44L119 43H117L116 42V40H115V38H114V36H113V38L111 37H109V39L107 38V37H105V38H107L108 39V41H103L104 42V44H102L101 43V41L99 42V40H101V39H105V38H101V37H103V36H105V34H101L102 36L100 37V38H96L97 40H98V42L99 43H101L102 45H100L99 43H97V44H99L100 46H98L96 43H94V44H92V43H90L91 44V47H92V45H94V47L97 45L98 47H95V52H97V51H99V53H101V54H105L107 57H105V59L104 60H107V58L109 57V59L111 58L112 59V57H114L115 55L114 54H117V53H121L122 55L124 54V53H128V55L130 54L131 55V59H129V60H127V62H122L123 60H121V61H118L116 64L118 65V66H116L117 68H119V70H120V72L122 71V70H124V68L123 67H126L127 68V70L128 71H134L135 69H136V67L140 64V66H139V68H141V65H142V63L141 62H139V64H138V58H139V55H140V53H144V54H146L147 55V53H155L156 55L158 54V56H159V59L160 58H162V64H163V70L161 71L162 72V74L163 75H161L162 77L165 75V77H163V78H159V79H164L165 78V80L163 81H161V80H153V79H151L150 80V83L153 85V87H154V90H155V88H157L156 90H158L159 91V93H156L154 90H150V89H148V88H146V87H144L143 85H141V86H135V85H133V84H130V83H128V81L127 80H125V77L123 78V74L121 75V74H119L118 76H115L114 75V77H112L111 75H110V72H108V71H106V72H104V73H100V71L102 70H100L99 71V74H103L104 76L106 75V77H108L109 75L111 76L110 77V79H108V78H106V77H104V79H106V81L104 80V82L103 83H106L107 81H109L108 83V85L110 86V91L108 92V91H106L105 93H103V92H101V90H102V88L104 87V85H103V87L101 88L100 87V92L101 93H98L99 91H98V86L97 85H93V83H92V80L94 79V77L95 76H99V74H97L96 75V72H95V74L93 73V72H91V71H93V69L91 70V71H89V76L91 75L92 77H93V79H92V77L90 76H86V74H88V72H85L84 73V71L86 70H84V69H81L80 70V68L82 67V65L84 64V62H83V64L81 65V67L79 68H75L74 67V65L76 64V63H78V55H81V54H78L77 56H76V53H77V51H76V49L78 48V46H77V48L74 50L73 48H71V47H69V45L67 46V43L65 44V45H61L60 44V42H58L57 41V39H59L60 37H57V35L60 33V32H62V34H64L63 32H67V30L68 31H71L72 33H73V30H69V28H70V24L72 23V22H74V21H72V19H73V17H72V19L70 20V21H72L71 23H70V21H69V19L67 18V14H69V13H71V15H72V12H68V10H67V12H66V10L65 9H63V7L60 5L59 7H62V9L63 10H61V15L60 16H58V17H56V16H54V14H53V11L51 10L53 7H55V5L53 6V7H51L50 5H48V4H43ZM62 5H63V3H62ZM66 5H65V7H66ZM90 5V4H89ZM90 5V6H91ZM100 5V4H99ZM99 5H98V7L97 8H99ZM128 5V6H129ZM149 5H150V3H149ZM166 5V3L164 4V6ZM188 5H189V3H188ZM188 5H184L183 4V6H184V10L187 8V7H185V6H188ZM212 5H214V4H212ZM211 5V6H212ZM226 5V4H225ZM229 5V3H227V6ZM260 5V4H259ZM259 5L257 6V7H259ZM77 6V4L73 7L74 9H75V7ZM80 6H82V5H80ZM89 6V7H90ZM93 6H91V9L93 8L94 9V7ZM115 6V5H114ZM120 6V5H119ZM126 6H127V3H126ZM129 6V7H130ZM134 6H136V4L134 5ZM134 6H133V8H134ZM141 6V5H140ZM145 6V5H144ZM152 6H153V4H152ZM157 7H158V5H156ZM163 6V7H164ZM168 6V5H167ZM167 6H165L164 7V9L162 8V10H160L161 9V7H160V9L158 10L157 8H156V10H157V12H160L161 14H165L164 12L166 11V13H167V11L170 9L171 10V8H166ZM175 6H176V4H175ZM191 6V5H190ZM215 6V5H214ZM223 6V5H222ZM227 6H224V8H226ZM238 6H240L239 8H237ZM4 7H6V6H4ZM4 7H2L3 8V10H4ZM82 7H84V5L82 6ZM87 7V6H86ZM104 7V6H103ZM128 7V8H129ZM137 7V6H136ZM149 7V6H148ZM153 7H155V5L153 6ZM158 7V8H159ZM198 7V6H197ZM204 7V6H203ZM202 7V8H203ZM220 7V6H219ZM218 7V5H217V8H219ZM231 7H232V5H231ZM242 7H244V6H242ZM245 7H247V6H245ZM252 7V6H251ZM255 7V6H254ZM262 7V6H261ZM263 7H264V5H263ZM7 8V7H6ZM31 8V7H30ZM34 8V10H36ZM67 8H69V7H67ZM79 8V7H78ZM100 8H102V7H100ZM122 8V7H121ZM174 8V7H173ZM172 8V9H173ZM181 8V7H180ZM188 8H190V7H188ZM187 8V9H188ZM192 8V7H191ZM200 8V7H199ZM201 8V9H202ZM204 8H206V7H204ZM207 8H208V6H207ZM213 9L215 8V7H212ZM211 8V9H212ZM224 8H222V10L224 9ZM227 8H230V6L229 7H227ZM18 9H21V8H18ZM17 9V10H18ZM25 9V8H24ZM57 10H58V8H56ZM56 9H55V11L54 12H57L56 11ZM61 9V8H60ZM73 9V10H74ZM96 9V8H95ZM132 8H130V10H131ZM136 9H138V8H136ZM146 9H147V5H146ZM146 9H144L145 11H147ZM148 9H150V8H148ZM154 9V8H153ZM182 9V8H181ZM180 9V11H182ZM219 9H221V7L219 8ZM219 9L218 10H215V11H219ZM232 9H234V7H232ZM242 9V8H241ZM259 9H261V8H259ZM0 10H1V7H0ZM6 11H7V9H5ZM27 10V9H26ZM76 10V9H75ZM74 10V11H75ZM78 10H80V9H78ZM128 10V9H127ZM142 10V9H141ZM143 10V11H144ZM150 10H152V9H150ZM174 10V9H173ZM176 10V9H175ZM195 10H197V9H195ZM208 10H210L209 8H208ZM221 10V11H222ZM225 10V9H224ZM223 10V11H224ZM228 9H226V11H227ZM263 10V9H262ZM5 11V12H6ZM18 11H21V10H18ZM27 11H30L29 9L27 10ZM39 11V10H38ZM71 11V10H70ZM93 11V10H92ZM104 11V10H103ZM103 11H102V13H103ZM121 11V10H120ZM133 12L132 13H134V11H136V10H132ZM153 11V10H152ZM172 11V10H171ZM170 11V12H171ZM186 11V10H185ZM184 11V12H185ZM192 11V10H191ZM201 11V10H200ZM204 11V10H203ZM203 11H201V12H203ZM206 12H207V10H205ZM213 11V10H212ZM214 11V12H215ZM235 11V10H234ZM240 11V10H239ZM243 11V10H242ZM245 11V10H244ZM256 11H257V9H256ZM264 11V10H263ZM5 12H4V14H5ZM15 12H16V10H15ZM14 12V13H15ZM58 12H59V10H58ZM57 12V13H58ZM154 12V11H153ZM152 12V13H153ZM156 12V11H155ZM169 12V11H168ZM169 12V13H170ZM194 12V11H193ZM193 12H192V14H193ZM197 12H199V11H197ZM197 12H195V14L197 13ZM228 12H231L230 10H228ZM226 13V14H228L229 15V13ZM232 12H233V10H232ZM231 12V14H233ZM249 12V11H248ZM1 13H2V11H1ZM8 13V12H7ZM6 13V14H7ZM13 13V14H14ZM23 13H25L26 15H28L26 12H23ZM31 13V12H30ZM76 13H77V11H76ZM95 13V12H94ZM123 13H124V11H123ZM122 13V11H121V13L120 14H123ZM127 15H129L128 13H129V11H128V13L127 12H125ZM140 13V12H139ZM151 13V14H152ZM160 13L158 14L159 16H160ZM168 13V14H169ZM171 13H173V11L171 12ZM174 13H175V11H174ZM173 13V14H174ZM183 13V12H182ZM190 13V12H189ZM218 13H222V12H218ZM259 13V12H258ZM59 14V13H58ZM93 14V13H92ZM104 14V13H103ZM131 14V13H130ZM146 14V17H143L142 15V17L143 18H139V19H141L140 21H142V20H144V19H146V18H148L147 17V13H145ZM168 14H165V15H163V16H168L169 17V15ZM179 13H177V15H178ZM226 14H225V16H226ZM240 14V13H239ZM243 14H245V12L243 13ZM264 14V13H263ZM1 15H3V14H1ZM39 15V14H38ZM37 15V16H38ZM91 15V14H90ZM105 15V14H104ZM131 15H133V14H131ZM134 15H136V14H134ZM134 15H133V18H134ZM176 15V14H175ZM175 15L174 16H171L172 18H173V20H174V17H175ZM182 15V14H181ZM181 15H180V18H181ZM184 15H185V13H184ZM184 15H183V17H184ZM190 15H191V13H190ZM194 15V14H193ZM196 15H198V14H196ZM195 15V16H196ZM220 15V14H219ZM222 15V14H221ZM226 16V17H229V16ZM234 15V14H233ZM5 16V15H4ZM3 16V17H4ZM29 16H31V14L29 15ZM35 16V18H36V15H34ZM34 16H31V17H34ZM124 16V15H123ZM122 16V17H123ZM179 16V15H178ZM177 16V17H178ZM189 16V15H188ZM201 16H202V13H201ZM204 16H206V15H204ZM244 16V15H243ZM246 14H245V17H243V20H244V18H246ZM249 16V15H248ZM263 16V15H262ZM70 17V16H69ZM78 17H80V16H78ZM81 17H83V16H81ZM170 17V18H171ZM197 17V16H196ZM198 17H199V15H198ZM203 17V16H202ZM221 17V16H220ZM108 18V17H107ZM125 18H126V16H125ZM127 18H128V16H127ZM129 18H130V15H129ZM136 18V17H135ZM134 18V19H135ZM161 18H162V16H161ZM193 17H191V19H192ZM201 18V17H200ZM230 18H231V16H230ZM262 18V17H261ZM30 19V18H29ZM32 19V18H31ZM37 19V18H36ZM74 19H76V18H74ZM91 19H92V17H91ZM93 19H95V15H94V17H93ZM109 20H110V18H108ZM108 19H106L107 21H108ZM184 19V18H183ZM189 19V18H188ZM203 19V18H202ZM218 19V16H217V18H216V20ZM222 19V18H221ZM220 19V20H221ZM223 19H224V14H223ZM226 19V18H225ZM229 19V18H228ZM237 19H238V16H237ZM241 19H242V17H241ZM241 19L239 20V23L241 22L242 23V21H241ZM264 19V18H263ZM2 20H5V19H2ZM2 20H0V21H2ZM6 20H7V18H6ZM5 20V21H6ZM9 20V19H8ZM39 20V19H38ZM38 20H36V22L38 21ZM82 20H83V18H82ZM97 20V19H96ZM95 20V21H96ZM176 20H180V19H176ZM176 20H175V23H176ZM186 20H187V17H186ZM193 20V19H192ZM197 20V19H196ZM227 20V19H226ZM249 20V19H248ZM250 20H252V19H250ZM255 20H257V19H255ZM80 21H81V19H80ZM114 22H115V19L113 20ZM129 21V20H128ZM139 21V22H140ZM149 21V20H148ZM154 21V20H153ZM195 21V20H194ZM228 21V20H227ZM234 21V20H233ZM81 22H83V21H81ZM80 22V23H81ZM91 23H92V21H90ZM94 22V21H93ZM106 22V21H105ZM109 22V21H108ZM138 22V21H137ZM145 22H146V20H145ZM181 22V21H180ZM180 22H178L177 21V24L178 23H180ZM184 21L182 20V22L181 23H183ZM186 23H187V21H185ZM196 22V21H195ZM194 22V23H195ZM221 22V21H220ZM223 22V21H222ZM225 22V21H224ZM230 22V21H229ZM237 22H238V20H237ZM246 22V21H245ZM244 22V26H245V24L247 25V23H245ZM252 22V21H251ZM258 22V21H257ZM6 23V22H5ZM90 23V24H91ZM111 24L113 23V22H110ZM110 23H107V24H109L108 26H106V27H110L111 25H110ZM141 23V24H140ZM139 24L140 25H142V23L143 22H140ZM148 23V22H147ZM146 23V24H147ZM155 23H156V21H155ZM174 23V24H175ZM188 23H190V22H188ZM231 23H234V22H231ZM231 23H229V24H231ZM3 24H4V22H3ZM19 24H24L25 25V23H23V22H21V23H19ZM89 24V23H88ZM88 24H86V25H88ZM145 24V23H144ZM142 25L144 28H145V25ZM149 25L148 26H151V27H153L152 26V24H153V22H152V24L151 23H148ZM151 24V25H150ZM193 24V23H192ZM213 24H214V22H213ZM216 24H218V23H216ZM221 24V23H220ZM228 24V25H229ZM237 24V23H236ZM248 24H250V23H248ZM252 24L254 25L255 23H253L252 22ZM16 25V24H15ZM30 25V24H29ZM76 25V24H75ZM78 25H80V24H78ZM115 25V24H114ZM138 25V24H137ZM136 25V26H137ZM183 25V24H182ZM203 25H204V23H203ZM226 25V24H225ZM235 25V24H234ZM242 25V24H241ZM261 25H262V23H261ZM260 25V26H261ZM51 26H53L54 28V31H55V34L53 33V34H50V33H48V29H50L49 27H51ZM83 26V25H82ZM85 26V25H84ZM116 26V25H115ZM114 26V27H115ZM154 26H155V24H154ZM167 26V25H166ZM185 26V25H184ZM188 26V25H187ZM212 26V25H211ZM215 26V25H214ZM217 26V25H216ZM221 26V25H220ZM223 27H224V23H223V25H222ZM221 26V27H222ZM232 27H233V25H231ZM237 26V25H236ZM258 26V25H257ZM256 26V27H257ZM16 27V26H15ZM72 27H74V26H72ZM77 27V26H76ZM91 27H93L94 28V26H92L91 25ZM170 27V26H169ZM190 27V26H189ZM192 28H193V26H191ZM207 26H204L203 28H206ZM222 27V28H223ZM227 27V26H226ZM226 27H224V28H226ZM230 27V26H229ZM235 27V26H234ZM248 27V26H247ZM252 28H253V26H251ZM1 28V27H0ZM3 29H4V26L2 27ZM39 28L41 29L40 30V32H39ZM80 28H81V26H80ZM85 28H87V26H85ZM88 28H90V26L88 27ZM88 28L87 29H83V30H87V33H89L88 32ZM93 28H91V29H93ZM105 28V27H104ZM110 28H112V27H110ZM116 28V27H115ZM134 26L131 28L133 31H134ZM143 28V29H144ZM156 28V27H155ZM186 28H188V27H186ZM192 28H190V29H192ZM209 28V27H208ZM213 28V27H212ZM216 28V27H215ZM228 28V27H227ZM237 28V27H236ZM238 28H239V26H238ZM240 28H242V27H240ZM251 28V29H252ZM6 29V28H5ZM28 29H26V30H28ZM52 29V28H51ZM50 29V30H51ZM52 29V30H53ZM73 29V28H72ZM76 28H74V30H75ZM79 29V28H78ZM95 29V28H94ZM107 29V28H106ZM109 29V28H108ZM113 29V28H112ZM117 29H119L118 27H117ZM117 29L115 30L116 32H117ZM136 30H137V32H138V26H137V28H135ZM142 29V28H141ZM143 29L141 30V31H143ZM153 29V28H152ZM166 29V28H165ZM169 29V28H168ZM210 29H211V27H210ZM210 29H208L209 31H210ZM231 29V28H230ZM234 29V28H233ZM245 29V28H244ZM244 29H243V31H244ZM1 30V29H0ZM80 31H81V29H79ZM83 30H82V32H83ZM111 29H109L108 31H110ZM113 30V31H114ZM120 30V29H119ZM181 30H182V28H181ZM183 30H184V28H183ZM182 30V31H183ZM201 30V29H200ZM207 30V29H206ZM206 30H204L203 31V33H206V32H209V31H206ZM90 31H92V30H90ZM140 31V30H139ZM146 31V30H145ZM150 31H151V29H150ZM165 31V30H164ZM182 31H180V32H175L174 33V35H173V37L175 38H178V41L180 40V42H183V41H185L186 39H185V37H187V33H186V31H184V32H182ZM187 31H188V29H187ZM190 31V30H189ZM224 31V30H223ZM228 31V30H227ZM237 31H238V29H237ZM242 31V32H243ZM248 31V30H247ZM1 32H3V30H1ZM5 32V31H4ZM65 32V33H66ZM71 32H69V33H71ZM85 32V31H84ZM93 32V31H92ZM101 32V31H100ZM112 32V31H111ZM111 32H109V33H111ZM131 32V31H130ZM144 32V31H143ZM191 32V31H190ZM197 32V31H196ZM201 32L202 31H200V34H201ZM212 32V31H211ZM231 31L229 30V33H230ZM235 33H237L236 31H234ZM261 32V31H260ZM25 33V32H24ZM68 32H67V34H65V35H67L68 36V34H69ZM98 33V32H97ZM108 33V32H107ZM113 33V32H112ZM115 33V32H114ZM134 33H136V31H134L132 34H134ZM148 33V32H147ZM146 32H145V34H147ZM165 33V32H164ZM172 33H173V31H172ZM210 33V32H209ZM224 33V32H223ZM233 33V32H232ZM234 33V34H235ZM238 33H240V32H238ZM3 34V33H2ZM11 34V33H10ZM61 33H60V35L61 36H63ZM74 34H76V38L78 37L77 36V33H75V31H74V33H73V37H74ZM86 34V33H85ZM91 33H89V35H90ZM94 34V33H93ZM99 34V35H100ZM166 37H168L167 36V31H166ZM228 34V33H227ZM231 34V33H230ZM247 34V33H246ZM21 35H23V34H21ZM64 35V36H65ZM79 35H80V33H79ZM89 35H88V37H89ZM109 35V34H108ZM107 35V36H108ZM111 35V34H110ZM125 35H128L127 33L125 34ZM130 35V34H129ZM128 35V36H129ZM169 35V34H168ZM191 35V34H190ZM201 35H204V34H201ZM225 36H226V33L224 34ZM229 35V34H228ZM227 35V36H228ZM235 35H238V34H235ZM244 35H245V33H244ZM2 36V35H1ZM15 36V35H14ZM13 36V37H14ZM63 36V37H64ZM81 36H85V35H81ZM91 36V35H90ZM94 36V35H93ZM95 36H96V34H95ZM98 36V35H97ZM112 36V35H111ZM117 36V35H116ZM143 36H144V34H143ZM146 36H148V35H146ZM164 36V35H163ZM206 36V35H205ZM226 36V37H227ZM231 35H229V37H230ZM239 36V35H238ZM238 36H236L237 38H238ZM22 37V36H21ZM57 37V38H56ZM86 37V36H85ZM88 37H86V38H88ZM127 37V36H126ZM133 37V36H132ZM165 37V36H164ZM170 37V36H169ZM168 37V38H169ZM200 37V36H199ZM209 37V36H208ZM211 37H212V35H211ZM239 37H241V36H239ZM12 37H10V39H11ZM15 38V37H14ZM72 38V37H71ZM70 38V39H71ZM79 38V37H78ZM90 38V37H89ZM95 38V37H94ZM93 38V39H94ZM130 37H128V38H126V39H129ZM143 38V37H142ZM148 38V37H147ZM148 38V39H149ZM173 38V39H174ZM189 38V37H188ZM187 38V39H188ZM201 38H203L202 36H201ZM230 38H232V37H230ZM242 38V37H241ZM10 39H7V40H9L10 41ZM62 39V38H61ZM80 39V38H79ZM82 39V38H81ZM85 39V38H84ZM111 39V40H110ZM124 39V38H123ZM137 39V38H136ZM140 39H141V37H140ZM162 39V38H161ZM190 39H191V36H190ZM193 39H194V37H193ZM197 39V38H196ZM222 39H224L223 38V36H222ZM228 39V38H227ZM244 39V38H243ZM246 39V38H245ZM250 39V38H249ZM43 40V39H42ZM68 40H69V38H68ZM75 40V39H74ZM147 40V39H146ZM151 40H149V41H151ZM177 40V39H176ZM199 41L200 40H202V39H198ZM207 40V39H206ZM225 40H226V38H225ZM231 40H235V38L234 39H231ZM3 41H5V40H3ZM41 41V40H40ZM45 41V40H44ZM70 41V40H69ZM76 41V40H75ZM80 41V40H79ZM82 41H84V40H81L80 42H82ZM96 40H94V41H92V42H95ZM123 41V40H122ZM138 41V40H137ZM165 41V40H164ZM166 41H167V38H166ZM166 41H165V44H166ZM187 41V40H186ZM194 41V40H193ZM203 41V40H202ZM218 42L220 41V39L219 40H217ZM227 41V40H226ZM229 41V40H228ZM237 41V40H236ZM236 41H235V44H238V41H237V43H236ZM240 41H242V39L240 40ZM262 41V40H261ZM6 42V41H5ZM8 42V41H7ZM2 43L1 45H0V57L2 58V60H3V58L4 57H6L7 55V57H9V55H14L15 54V51H13L11 48L12 47H10V45L11 44H8V43ZM77 42V41H76ZM86 43L88 42V41H85ZM140 42H141V40H140ZM139 42V43H140ZM148 42V41H147ZM168 42V41H167ZM169 42H170V40H169ZM167 43V45H169V44H172V43ZM232 42V41H231ZM231 42L229 41V44L231 45ZM245 42V41H244ZM250 42V41H249ZM89 43V42H88ZM144 43V42H143ZM164 43V42H163ZM204 43H206V42H204ZM220 43V42H219ZM219 43L217 44V45H219ZM243 43V42H242ZM255 43V42H254ZM261 43V42H260ZM70 44V43H69ZM79 44V43H78ZM81 44V43H80ZM96 44V45H95ZM149 44H150V42H149ZM159 44H160V42H159ZM180 44V43H179ZM183 44V43H182ZM221 44H222V42H221ZM225 44V43H224ZM234 43L232 42V45H233ZM235 44L233 45V46H235ZM264 44V43H263ZM46 45V44H45ZM152 45V44H151ZM162 45V44H161ZM177 45V44H176ZM205 45V44H204ZM208 45V44H207ZM230 45H229V47H230ZM239 45H240V43H239ZM80 46V45H79ZM86 46H88L87 44H86ZM173 46H174V43H173ZM178 46H180V45H178ZM177 46V47H178ZM209 46V45H208ZM228 46V45H227ZM226 46V47H227ZM238 46V45H237ZM241 46V45H240ZM244 46V45H243ZM253 46V45H252ZM256 46V45H255ZM162 47V46H161ZM165 47V46H164ZM177 47L175 48V49H177ZM184 47V46H183ZM206 47V46H205ZM225 47V46H224ZM225 47V48H226ZM229 47H227V48H229ZM239 47V46H238ZM242 47V46H241ZM246 47V46H245ZM93 48V47H92ZM96 48H98V50L96 51ZM166 48V47H165ZM219 48V47H218ZM218 48H216V50L218 49ZM231 48V47H230ZM234 48V47H233ZM249 48H251L250 46H249ZM14 49V48H13ZM78 49H80V48H78ZM224 48L222 47V50H223ZM248 49V48H247ZM246 49V50H247ZM256 49H258V48H256ZM89 50V49H88ZM92 50V49H91ZM212 50H213V48H212ZM219 50V49H218ZM225 50V49H224ZM223 50V51H224ZM244 50V49H243ZM253 50H255V49H253ZM90 51V50H89ZM88 51V52H89ZM94 51V50H93ZM185 51H187V50H185ZM205 51V50H204ZM211 51V50H210ZM214 51H215V48H214ZM219 51H221V49L219 50ZM229 51V50H228ZM228 51H226V53L228 52ZM230 51H231V53H232V55H233V52H237V54H238V51H233L232 52V49H230ZM240 51V50H239ZM249 51V50H248ZM248 51L246 52V54L248 53ZM263 51V50H262ZM188 52V51H187ZM252 52V51H251ZM256 52V51H255ZM87 53V52H86ZM86 53H85V55H86ZM166 53V54H165ZM192 53V52H191ZM191 53H189V55L191 54ZM217 53V52H216ZM216 53H213V54H216ZM220 53V52H219ZM224 53H225V51H224ZM223 52L222 53H220V54H222V56H224L223 54H224ZM230 52H229V54H231ZM98 54V53H97ZM101 54H100V56H101ZM143 54V55H144ZM154 54V55H155ZM165 54V55H164ZM209 54V53H208ZM207 54V55H208ZM213 54H210V55H212V58H213ZM228 54V53H227ZM237 54H236V56H237ZM241 54H242V52H241ZM250 54H252V53H250ZM83 55V54H82ZM105 55H103V56H105ZM114 55V56H113ZM126 54H124L123 56H125ZM128 55H126V56H128ZM142 55V56H143ZM146 55H145V57H146ZM149 55H151V54H148V56ZM231 55V56H232ZM235 55V54H234ZM240 55V54H239ZM245 55V54H244ZM249 55V54H248ZM247 55V56H248ZM254 55V54H253ZM260 55V54H259ZM261 55H262V53H261ZM55 56H61V59L59 60V59H53L52 58V60H51V62H50V60H49V58L50 57H55ZM88 56V55H87ZM86 56V57H87ZM102 56V57H103ZM121 55L119 54V57H120ZM122 56V57H123ZM126 56H125V60H126ZM147 56V57H148ZM152 57H155V56H153V55H151ZM192 56V55H191ZM217 56V55H216ZM221 56V57H222ZM229 56V55H228ZM231 56H230V58L229 57H227V58H229V60L231 59ZM243 56V55H242ZM250 57H251V55H249ZM6 57V58H7ZM25 57H24V59H25ZM49 57V58H48ZM84 57V56H83ZM89 57V58H88ZM87 58L88 59H90V56H88ZM117 57V56H116ZM121 57V58H122ZM151 57V58H152ZM168 57V56H167ZM170 57V56H169ZM211 57V56H210ZM208 58V59H211V58ZM214 57H215V55H214ZM220 57V58H221ZM261 57V56H260ZM5 58V59H6ZM13 58V57H12ZM23 57H21V59H22ZM80 58V60H81V58L82 57H79ZM86 58V59H87ZM104 58V57H103ZM130 58V57H129ZM151 58H150V60H151ZM171 58V57H170ZM216 58V57H215ZM227 58H225V59H227ZM233 58H235L234 56H233ZM237 58H240V57H238L237 56ZM242 58V57H241ZM244 58V57H243ZM243 58H242V60H243ZM248 57H246L245 59H247ZM253 58V57H252ZM264 58V57H263ZM4 59V60H5ZM19 59H20V57H19ZM51 59V58H50ZM84 59V60H83ZM82 59V61H85L86 59H85V57ZM117 59H119V58H117ZM155 59H156V57H155ZM155 59H153V60H149V63H147V64H144L142 67L145 69L144 71H146V68H147V66H149V65H152V67H154V70L155 69H158V62H156V60ZM157 59H158V57H157ZM158 59V60H159ZM244 59V60H245ZM250 59V58H249ZM248 59V60H249ZM257 59H259V57L257 56ZM26 60V59H25ZM140 60V59H139ZM174 60V59H173ZM252 60V59H251ZM260 60V59H259ZM262 60V59H261ZM22 61H24V60H22ZM42 62V65H40V64H38L37 62ZM82 61H79V62H81L82 63ZM90 61H92V60H90ZM94 61V60H93ZM110 61V60H109ZM108 61V62H109ZM112 61V60H111ZM110 61V62H111ZM114 61V60H113ZM175 61V60H174ZM202 61V62H201ZM209 61H211V60H209ZM208 61V62H209ZM222 61H224L223 59H222ZM231 61V60H230ZM232 61H234V60H232ZM238 61H240L239 59H238ZM247 61V60H246ZM264 61V60H263ZM108 62H105V63H108ZM144 62V61H143ZM170 62H172V61H170ZM181 62V61H180ZM188 62V61H187ZM207 62V63H208ZM216 62H217V64H218V61L216 60ZM219 62H220V60H219ZM229 62V61H228ZM242 62V61H241ZM251 62V61H250ZM18 64H19V61L17 62ZM21 63H23V62H21ZM92 63V62H91ZM94 63V62H93ZM92 63V64H93ZM115 63V62H114ZM175 63V62H174ZM205 63V62H204ZM222 63V62H221ZM227 63V62H226ZM230 63H232V62H230ZM236 63V62H235ZM235 63H233L232 64V66L235 64ZM256 63H258L257 61H256ZM24 64V63H23ZM18 65V66H24V65ZM79 64V63H78ZM78 64H76V65H78ZM89 65H90V63H88ZM91 64V66H93ZM94 64H96V63H94ZM100 64V63H99ZM138 64V65H137ZM161 64V65H162ZM187 64V63H186ZM211 64V63H210ZM216 63L214 62V65H215ZM227 64H229V63H227ZM248 64V63H247ZM252 64H253V62H252ZM251 64V65H252ZM262 64V63H261ZM8 65V66H7ZM17 65V64H16ZM106 65V64H105ZM137 65V66H136ZM181 65H183V62H182V64ZM212 65H213V63H212ZM211 65V66H212ZM244 65V64H243ZM17 66V67H18ZM56 67L57 66V70H58V76H56V77H53V78H47L46 76L48 75H46L45 76V74L46 73H52V70H54L53 69V67ZM100 66H102V65H100ZM108 66V65H107ZM123 66V67H122ZM207 66H209V65H207ZM217 66H220V65H217ZM217 66H215L216 68H217ZM223 66V65H222ZM225 66V65H224ZM223 66V67H224ZM228 66V65H227ZM242 66V65H241ZM254 67H252V68H255V67H257L256 65H253ZM11 67V70L12 69H14L15 68V63H14V65H11L10 66ZM14 67V68H13ZM16 67V68H17ZM120 67H122L123 69H120ZM212 67H214V66H212ZM226 67V66H225ZM236 68H237V66H235ZM234 67V68H235ZM239 67V66H238ZM243 67V66H242ZM241 67V68H242ZM246 67V66H245ZM19 68V67H18ZM22 68V67H21ZM83 68V67H82ZM89 68V67H88ZM87 68V69H88ZM93 68H94V70L95 69H98V65H97V68H96V65H95V67L93 66ZM101 68V67H100ZM99 68V69H100ZM102 68H104L103 66H102ZM138 68V67H137ZM216 68H215V70H216ZM221 68V67H220ZM233 68V67H232ZM240 68V67H239ZM240 68V70H242ZM251 68V69H252ZM260 68V67H259ZM30 69H31V71H30ZM159 69H162V67L161 68H159ZM182 69V68H181ZM184 69V68H183ZM208 69H209V67H208ZM213 69V68H212ZM219 69V68H218ZM225 69V68H224ZM223 69V70H224ZM230 69H231V67H230ZM230 69H228V70H230ZM248 69V68H247ZM246 69V70H247ZM8 70H9V68H8ZM25 70V66H24V69H23V71ZM27 70V69H26ZM56 70V69H55ZM110 70V69H109ZM151 71V72H149V71H147V73L146 72H144L143 73V78L144 79H148L149 78V75H152V74H155V71ZM186 70V69H185ZM211 70V69H210ZM209 70V71H210ZM214 70V69H213ZM212 70V72L214 73V71ZM222 70V69H221ZM221 70H220V72H221ZM222 70V71H223ZM243 70H244V68H243ZM17 71V70H16ZM15 71V75H16V72ZM98 71V70H97ZM103 71V70H102ZM182 71V70H181ZM188 71V70H187ZM218 71V70H217ZM227 71V70H226ZM245 71V70H244ZM249 71V70H248ZM253 71V70H252ZM14 72V71H13ZM115 72H119L118 71V69H116V71ZM134 72H136V71H134ZM139 72V71H138ZM141 72V71H140ZM157 72V71H156ZM159 72V71H158ZM157 72V73H158ZM186 72V71H185ZM216 72V71H215ZM225 72V71H224ZM255 72H258V71H255ZM254 71H253V75L252 76H254V73H255ZM11 73V72H10ZM160 73V72H159ZM180 73V72H179ZM223 73V72H222ZM227 73H228V71H227ZM230 73V72H229ZM12 74V73H11ZM19 74V73H18ZM113 74V73H112ZM141 74V73H140ZM161 74V73H160ZM180 74H182V73H180ZM218 74H219V72H218ZM245 74V73H244ZM260 74V73H259ZM263 74V73H262ZM50 76L52 75V74H49ZM56 75V74H55ZM102 75V76H103ZM128 75V74H127ZM188 75V74H187ZM212 75H215V74H212ZM229 75V74H228ZM240 75V74H239ZM243 75V74H242ZM247 75H249L250 76V74H247ZM18 76V75H17ZM35 76V75H34ZM81 76V77H80ZM130 76V75H129ZM142 76V75H141ZM185 76V75H184ZM184 76H182L183 78H184ZM223 76V75H222ZM100 77V76H99ZM132 77V76H131ZM151 77V76H150ZM153 77V76H152ZM227 77V76H226ZM235 77V76H234ZM236 77H237V75H236ZM243 77V76H242ZM245 77V76H244ZM264 77V76H263ZM16 78V77H15ZM36 78V77H35ZM96 78V77H95ZM98 78V77H97ZM128 78V77H127ZM155 78V77H154ZM181 78V77H180ZM92 79V80H91ZM103 78H101V80H102ZM155 79H157V78H155ZM184 79H186V78H184ZM188 79H189V77H188ZM223 79H225V78H223ZM238 79V78H237ZM241 79H243V78H241ZM250 79V78H249ZM258 79V78H257ZM260 79V78H259ZM43 80H46V83L44 82H42ZM56 80H58V82L60 83V90H58L57 88H55L54 86L52 87L53 88V90H56V91H58L59 93V95H58V97H60V101L56 104V105H54V107L52 108V109H54V111H52L50 108V110L52 111L51 113H49V112H47V110L46 111H42V108H41V113H40V111H38L40 114H36V113H34L35 111H31L32 110V106H33V104H37V105H39L41 102L40 101H42V103H43V100H42V93H40L41 92V90H42V86L43 85H45L46 84V87H49L50 85H54V84H56ZM95 80V83H97L96 81V79H94ZM93 80V81H94ZM99 80V79H98ZM100 80V81H101ZM222 80V79H221ZM256 80V79H255ZM264 80V79H263ZM55 81V83L54 84H52L53 82ZM99 81V82H100ZM215 81H217V82H219V80H215ZM226 81V80H225ZM240 81V80H239ZM259 81V80H258ZM57 82V83H58ZM79 82V83H78ZM98 82V83H99ZM216 82V83H217ZM221 82V81H220ZM234 82V81H233ZM244 82V81H243ZM251 82V81H250ZM77 83H78V85H77ZM253 83V82H252ZM100 84H102L101 82H100ZM99 84V85H100ZM224 84V83H223ZM243 84V83H242ZM24 85V86H25ZM38 85H42L41 86V88H39L40 86H38ZM80 85V86H79ZM107 85V86H108ZM221 84H219V86H220ZM226 85V84H225ZM237 85V84H236ZM254 85V84H253ZM35 86H38V88L39 89H41L40 90V92L38 91V92H34V90L35 91H37V87H35ZM57 86H59V85H57ZM56 86V87H57ZM78 86V89L79 90H76V92L74 93V88L75 87H77ZM108 86V87H109ZM223 86L224 85H221L220 86V88L222 89L223 88ZM238 86V85H237ZM44 87V86H43ZM128 87H127V89H128ZM214 87H215V85H214ZM217 87H218V85H217ZM250 87V86H249ZM59 88V87H58ZM92 88V92H91V94L90 93H88V92H90V89ZM245 88H247V87H245ZM64 89H66L70 94H72L71 92H72V90H74L73 91V93H74V95H70V97H66L64 94H63V92L61 91V90H64ZM77 89V88H76ZM103 89H105V87L103 88ZM109 89V88H108ZM218 89H219V87H218ZM221 89H219V90H221ZM226 89V88H225ZM239 89V88H238ZM244 89V88H243ZM51 90V89H50ZM242 90V89H241ZM61 91V92H60ZM223 91V90H222ZM108 92V93H107ZM218 92V91H217ZM163 93H165V95L163 94ZM220 93H222L221 91H220ZM233 93V92H232ZM242 93V92H241ZM98 94H99V96H98ZM215 94H217V93H215ZM176 95V94H175ZM178 95V94H177ZM176 95V96H177ZM213 95V94H212ZM212 95H210V97L212 96ZM219 95V94H218ZM236 95V94H235ZM242 95V94H241ZM57 96V95H56ZM56 96H55V98H56ZM120 96V95H119ZM168 96V95H167ZM214 96V95H213ZM216 96V95H215ZM232 96V95H231ZM240 96V95H239ZM121 97V96H120ZM119 97V98H120ZM123 97V96H122ZM125 97V96H124ZM127 97V96H126ZM172 97V96H171ZM192 97V98H193ZM209 97V98H210ZM129 98V97H128ZM128 98H127V100L126 101H128ZM179 98V97H178ZM219 98V97H218ZM221 98V97H220ZM170 99V98H169ZM208 99V98H207ZM216 99H217V97H216ZM238 99H240V98H238ZM123 100V99H122ZM205 100V99H204ZM211 100L213 101V98H211ZM225 100V99H224ZM116 101V100H115ZM132 101V100H131ZM168 101V100H167ZM206 101V100H205ZM209 102H211L210 100H208ZM207 101V102H208ZM215 101V100H214ZM235 101V100H234ZM242 101V100H241ZM254 101V100H253ZM12 102V103H11ZM100 102V103H101ZM121 102V101H120ZM119 102V104H120V107H122V108H127V110H129V105L127 104H123L122 102L120 103ZM125 102V101H124ZM133 102V101H132ZM187 102V101H186ZM201 102V101H200ZM242 102H244V101H242ZM259 102V101H258ZM11 103V104H10ZM42 103H41V105H42ZM127 103V102H126ZM131 103V102H130ZM206 103V102H205ZM205 103H203V105H205ZM236 103V102H235ZM241 103V102H240ZM13 104V105H12ZM98 104V103H97ZM103 104H102V106H103ZM112 104V103H111ZM186 104V103H185ZM238 104V103H237ZM260 104V103H259ZM18 105V107H19V105H20V107H21V105H22V112H23V114L26 116V118L28 119V120H26V121H21L19 118H17L16 116H15V114H13V115H9L8 116V113L11 111H13L14 109H15V107ZM36 105V106H37ZM44 105V104H43ZM131 105V104H130ZM134 105H135V103H134ZM183 105V104H182ZM202 105V106H203ZM207 105V104H206ZM205 105V106H206ZM210 105V104H209ZM222 105V104H221ZM220 105V106H221ZM256 105V104H255ZM40 106V105H39ZM68 106V107H67ZM109 106H111V105H109ZM124 106V107H123ZM186 106V105H185ZM258 106V105H257ZM35 107V106H34ZM33 107V108H34ZM38 107V106H37ZM73 107V106H72ZM72 107H70L71 109H72ZM75 107V106H74ZM139 107V108H140ZM160 107V108H159ZM213 108H214V106H212ZM211 107V108H212ZM230 107H232V106H230ZM243 107V106H242ZM245 107V106H244ZM12 108H14V109H12ZM69 108V109H70ZM122 108H121V110H122ZM153 108V107H152ZM212 108V109H213ZM216 108H218V107H216ZM223 108V107H222ZM249 108V107H248ZM17 109H20V108H17ZM35 109V108H34ZM48 109V110H49ZM75 109V108H74ZM73 109V110H74ZM79 109V110H80ZM115 109V108H114ZM151 109V108H150ZM164 109V108H163ZM202 109V108H201ZM210 111H212L211 109H210V107L208 108ZM45 110V109H44ZM124 110V109H123ZM130 110H131V108H130ZM152 110V109H151ZM165 110V115L163 114V115H158L157 114V116L156 117H147V121L148 120H150L151 121V126H152V123L154 122V121H157V122H161V124H163L162 126H167L166 128H168V127H170L172 124H171V122H172V120L174 119V120H176V118H173L172 117V115H171V111H170V108L168 107V108H166V109H164ZM172 110V109H171ZM205 110V109H204ZM227 110V109H226ZM231 110V109H230ZM257 110V109H256ZM77 111V110H76ZM205 111H208L207 109L205 110ZM205 111H204V113H205ZM213 111H215V110H213ZM225 111V110H224ZM234 111V110H233ZM232 111V112H233ZM239 111V110H238ZM13 112H16V111H13ZM18 112H20V111H18ZM37 112V113H38ZM47 112V113H46ZM72 112V111H71ZM87 112V113H88ZM145 112V111H144ZM157 112V111H156ZM161 112H162V110H161ZM164 112V111H163ZM169 112V113H168ZM200 112V111H199ZM49 113V114H48ZM73 113H74V111H73ZM76 113V112H75ZM80 113V112H79ZM83 113V112H82ZM86 113V114H87ZM208 113H209V111H208ZM211 113V112H210ZM219 113V112H218ZM239 113V112H238ZM242 113V112H241ZM240 113V114H241ZM12 114V113H11ZM67 114H69V117L67 118ZM85 114V115H86ZM216 114V113H215ZM223 114H224V112H223ZM227 114H229V113H227ZM232 114V113H231ZM234 114V113H233ZM245 114V113H244ZM247 114V113H246ZM138 115H139V113H138ZM155 115V114H154ZM203 115V114H202ZM202 115H201V117H202ZM206 115V114H205ZM210 115V114H209ZM220 116H221V114H219ZM64 116H66V119H65V117ZM98 116V115H97ZM142 116V115H141ZM150 116V115H149ZM212 116V115H211ZM90 117V116H89ZM194 117V116H193ZM214 117H217V116H213V118ZM223 117H225V116H223ZM173 118V119H172ZM212 118V119H213ZM230 118H232V117H230ZM239 118H241L240 116H239ZM72 119V118H71ZM146 119V118H145ZM206 119H208V118H206ZM221 118H219V120H220ZM223 119V118H222ZM221 119V120H222ZM224 119H226V117L224 118ZM245 119V118H244ZM264 119V118H263ZM42 120H44L43 122H42ZM173 120V121H174ZM216 120V119H215ZM232 120V119H231ZM251 120H253V119H251ZM72 121V120H71ZM178 121V120H177ZM236 121V120H235ZM67 122V121H66ZM69 123H70V121H68ZM74 122V121H73ZM88 122H89V120H88ZM218 121H216V123H217ZM224 122V121H223ZM222 122V123H223ZM230 122V121H229ZM239 122V121H238ZM248 122V121H247ZM251 122V121H250ZM89 123H91V122H89ZM155 123V122H154ZM158 123V124H159ZM179 123V122H178ZM193 123V122H192ZM213 123V122H212ZM219 123V122H218ZM227 123V122H226ZM231 123V122H230ZM235 123H237V121L235 122ZM22 125V126H24L23 128H24V130H28V132L27 133H29V134H27V136H28V139H29V141L30 140H32V139H34L35 140V138H38V141L36 142V145L34 146V147H31V146H28L26 149H20V150H17L18 148H19V146L21 145V138H23L24 136H22L21 138H20V136L18 135V133H17V130H19V129H16L15 130V128H17V127H15L14 125ZM71 124V123H70ZM135 124V125H136ZM208 124V123H207ZM220 124H221V122H220ZM220 124H219V126H220ZM224 124V123H223ZM233 124V123H232ZM232 124H226L227 126H229V125H232ZM240 124H241V122H240ZM239 124V125H240ZM251 124V123H250ZM41 125H43V126H41ZM97 125V126H98ZM132 125V124H131ZM170 125V126H169ZM206 125V124H205ZM222 125V124H221ZM248 125V124H247ZM64 126V125H63ZM65 128H67V126L68 125H66L65 124ZM151 126L149 127L150 129H151ZM154 126V125H153ZM155 126H156V123H155ZM158 126V125H157ZM161 126V125H160ZM218 126V127H219ZM224 126V125H223ZM234 126V125H233ZM250 126V125H249ZM148 127V126H147ZM174 127H175V125H174ZM202 127V126H201ZM205 127H208V126H205ZM211 127V126H210ZM231 127V126H230ZM251 127V126H250ZM262 127V126H261ZM26 128V129H25ZM163 128V127H162ZM199 128V127H198ZM204 128V127H203ZM202 128V129H203ZM212 128V127H211ZM217 128V127H216ZM228 128V127H227ZM239 128V127H238ZM63 129V128H62ZM96 129V128H95ZM153 129H155V128H152L151 130H153ZM165 129V128H164ZM168 129H170V128H168ZM167 129V130H168ZM174 129V128H173ZM202 129H200V130H202ZM205 129V128H204ZM223 128H221V130H222ZM224 129H226V128H224ZM235 129H236V127H235ZM245 129V128H244ZM243 129V130H244ZM247 129V128H246ZM64 130V129H63ZM172 130V129H171ZM208 130V129H207ZM214 130V129H213ZM215 130H217V129H215ZM214 130V131H215ZM258 130V129H257ZM260 130V129H259ZM263 130H264V128H263ZM262 130V131H263ZM21 131V130H20ZM67 131V130H66ZM148 131H150L149 129H148ZM147 131V132H148ZM174 131V130H173ZM225 131V130H224ZM227 131V130H226ZM235 131V130H234ZM237 131H239V130H237ZM237 131H235L236 132V134L238 133ZM240 131H241V129H240ZM252 131V130H251ZM65 132V131H64ZM68 132V131H67ZM151 132V131H150ZM164 132H166L165 130H164ZM199 132V131H198ZM201 132V131H200ZM207 132H209V130L207 131ZM211 132V131H210ZM220 132V131H219ZM247 132H248V130H247ZM259 132V131H258ZM69 133H70V131H69ZM153 133V132H152ZM170 133H171V131H170ZM202 133V132H201ZM215 133V132H214ZM217 133V132H216ZM224 133V132H223ZM229 133V132H228ZM233 133V132H232ZM242 133V132H241ZM257 133V132H256ZM21 134V133H20ZM167 135H169L168 133H166ZM173 134H175V133H173ZM176 134H177V132H176ZM183 134V133H182ZM182 134H180L179 133V135H182ZM200 134V133H199ZM211 134L213 135V132H211ZM219 134H222V132L221 133H219ZM250 134V133H249ZM68 135V134H67ZM67 135H66V137H67ZM148 135H149V133H148ZM150 135H151V133H150ZM153 135H154V133H153ZM184 135H186V134H184ZM226 135V134H225ZM224 135V136H225ZM241 135V134H240ZM16 136H18V137H16ZM172 136V135H171ZM171 136H167V137H171ZM175 136V135H174ZM173 136V137H174ZM187 136V135H186ZM185 136V137H186ZM193 136V135H192ZM201 136V135H200ZM204 136H206V132H205V135ZM219 136V135H218ZM223 136V135H222ZM223 136V137H224ZM231 136V135H230ZM249 136V135H248ZM252 136H255V135H252ZM251 136V137H252ZM15 137H16V139H15ZM176 137H180V136H178V134L174 137V138H176ZM197 137V136H196ZM201 137H203V136H201ZM208 137V136H207ZM206 137V138H207ZM215 137H216V135H215ZM220 137V136H219ZM218 137V138H219ZM227 137H228V135H227ZM246 137V136H245ZM11 138H14L15 140L12 142V143H8L9 141H10V139ZM151 138H152V136H151ZM181 138V137H180ZM188 138V137H187ZM210 138V137H209ZM208 138V139H209ZM214 138V137H213ZM217 138V137H216ZM232 138H233V134H232ZM249 139H250V136L248 137ZM247 138V139H248ZM254 138V137H253ZM157 139V138H156ZM165 139V138H164ZM173 138L171 137V140L170 141H174V140H172ZM182 139V138H181ZM184 139V138H183ZM190 139H191V137H190ZM194 139V138H193ZM215 139V138H214ZM224 139H226L225 137H224ZM229 139H231V138H229ZM238 139H240L239 138V136H238ZM237 139V141H239ZM244 139V138H243ZM246 139V140H247ZM256 139H257V137H256ZM26 140V139H25ZM202 140V139H201ZM200 140V141H201ZM206 140V139H205ZM210 141H211V139H209ZM217 140V139H216ZM221 140V139H220ZM232 140V143H233V139H231ZM230 140V141H231ZM234 140H235V136H234ZM241 140V139H240ZM263 140V139H262ZM26 141H28V140H26ZM90 141V140H89ZM144 141V140H143ZM151 141H152V139H151ZM155 141V137H154V140L152 141V142H150V140H149V142H146L144 145H143V149L142 150H144L143 152H144V156H145V158H147V157H150V156H148V155H151V150H152V146H153V142ZM167 142L169 141L168 139L166 140ZM199 141V142H200ZM210 141H208V142H210ZM219 141V140H218ZM225 141V140H224ZM223 141V142H224ZM237 141H235L237 144H239ZM243 141V140H242ZM250 141V140H249ZM24 142V141H23ZM100 142V141H99ZM178 142V141H177ZM194 142V141H193ZM212 142V141H211ZM210 142V143H211ZM214 142H215V140H214ZM213 142V143H214ZM225 142H227V140L225 141ZM229 142V141H228ZM234 142V144H236ZM241 142V141H240ZM248 142V141H247ZM255 142H256V140H255ZM254 141L252 142L251 141V143H255ZM26 143V142H25ZM93 143L95 144L96 142H94V141H91L90 142V144H92V146H93ZM98 143V142H97ZM114 143V142H113ZM116 143H119V142H116ZM116 143H115V145H116ZM170 143V142H169ZM197 143V142H196ZM212 143V144H213ZM215 143H217V141L215 142ZM214 143V144H215ZM245 143H246V141H245ZM260 143V142H259ZM258 142H257V144H259ZM261 143H263L262 141H261ZM28 144V143H27ZM60 144V143H59ZM89 144V145H90ZM142 144H143V142H142ZM165 144V143H164ZM227 144V143H226ZM229 144H231V143H229ZM237 144L235 145V147L237 146ZM241 144V143H240ZM244 144V143H243ZM247 144V143H246ZM29 145V144H28ZM63 145V146H62ZM89 145H88V147H89ZM114 145V146H115ZM120 145V144H119ZM119 145H117V146H119ZM172 145V144H171ZM175 145V144H174ZM200 145V144H199ZM216 145V144H215ZM232 145V144H231ZM255 145H256V143H255ZM5 146V147H4ZM61 150L62 151H59V156H60V161H61V165L59 166V167H57V169H61L62 171H64V169L67 167V164H66V162H67V158H66V152H65V147L67 146V143L64 141L62 144H61ZM98 146V145H97ZM97 146L95 145V148H97ZM111 146V145H110ZM109 146V147H110ZM198 146V145H197ZM213 146V145H212ZM219 146H221V145H219ZM228 146V145H227ZM234 146V145H233ZM232 146V147H233ZM241 146V145H240ZM248 146V145H247ZM250 146V145H249ZM263 146V145H262ZM49 147V148H50ZM55 147H56V145H55ZM60 147V146H59ZM108 147V146H107ZM167 147H170V145H168ZM209 147H210V145H209ZM256 147V146H255ZM264 147V146H263ZM262 147V148H263ZM57 148V147H56ZM55 148V149H56ZM94 148V149H95ZM116 148V147H115ZM121 148V147H120ZM119 148V149H120ZM123 148V147H122ZM142 148V147H141ZM175 148V147H174ZM202 148V147H201ZM238 148V147H237ZM252 148H253V145H252ZM51 149H50V151H51ZM109 149V151H111L112 149H113V151H114V155H115V157H116V159L119 157V156H121V157H119V159L120 158H122L124 155H122V153L121 152H118V151H115L114 150V147H113V144H112V147H110V148H108ZM172 149V148H171ZM185 149V148H184ZM209 148L207 147V150H208ZM257 149V148H256ZM261 149V148H260ZM264 149V148H263ZM36 150V151H35ZM54 150V149H53ZM52 150V151H53ZM59 150V149H58ZM96 150V149H95ZM175 150V149H174ZM179 150H181V149H178V151ZM183 150V149H182ZM247 150H249V148L247 149ZM262 150V149H261ZM56 151H57V149H56ZM120 151V150H119ZM128 151V150H127ZM184 151V150H183ZM183 151H182V153H183ZM252 151V150H251ZM256 151V150H255ZM58 152V151H57ZM176 152V151H175ZM209 152V151H208ZM207 152V153H208ZM245 152V151H244ZM247 152V151H246ZM245 152V153H246ZM254 152V151H253ZM101 152H99V154H100ZM109 153V152H108ZM111 153H112V151H111ZM110 153V154H111ZM130 153V152H129ZM132 153V152H131ZM180 153H181V151H180ZM182 153H181V155H182ZM209 153H212V151H210ZM239 153V152H238ZM248 153V152H247ZM98 154V153H97ZM98 154V155H99ZM133 154V153H132ZM143 154V153H142ZM155 154V153H154ZM205 154V153H204ZM217 154V153H216ZM219 154V153H218ZM253 154V153H252ZM259 154V153H258ZM258 154H257V156H258ZM96 155V154H95ZM102 155H103V153H102ZM113 155V154H112ZM180 154H178L177 156H179ZM180 155V156H181ZM184 155V154H183ZM206 155V154H205ZM214 155V154H213ZM254 155V154H253ZM252 155V156H253ZM256 155V154H255ZM131 156H134V155H131ZM203 156V155H202ZM208 156H209V154H208ZM215 156V155H214ZM217 156V155H216ZM219 156V155H218ZM217 156V157H218ZM223 156V155H222ZM96 157L97 156H95V160H96ZM104 157V156H103ZM102 157V158H103ZM114 157V156H113ZM114 157V158H115ZM137 157L138 156H136L135 158H133L132 160H131V162H132V164L133 165H135V164H137V166H138V161H137ZM175 157H176V155H175ZM197 157V156H196ZM207 157V156H206ZM206 157H202V158H206ZM93 157H91V159H92ZM97 158H99V157H97ZM130 158V157H129ZM140 158V157H139ZM144 158V159H145ZM177 158H180V157H177ZM182 158H184V157H182ZM193 158V157H192ZM191 158V159H192ZM220 158H221V156H220ZM230 158V157H229ZM248 158V157H247ZM262 158V157H261ZM115 159V160H116ZM141 159V158H140ZM140 159H138V160H140ZM181 159V158H180ZM200 159V158H199ZM198 159V160H199ZM207 159V158H206ZM216 159H218V158H216ZM257 159H259V158H257ZM3 160V161H4ZM94 160V161H95ZM114 160V159H113ZM122 160H123V158H122ZM130 160V159H129ZM175 160V159H174ZM186 160V159H185ZM195 160V159H194ZM205 160V159H204ZM208 160V159H207ZM213 160V159H212ZM220 160V159H219ZM227 160V159H226ZM225 160V161H226ZM245 160H246V157H245ZM248 160V159H247ZM246 160V161H247ZM250 160V159H249ZM254 160V159H253ZM261 160V159H260ZM264 160V159H263ZM90 157H84L83 158V160H82V163H81V165L82 166H84V168H87V167H90L91 165H92V163L91 164H89L90 162ZM101 158L100 159H98L96 162H98L97 163V165L99 166L100 164L99 163H101ZM124 161V163H125V165H127L128 164V162L126 163V161L125 160H123ZM192 161V160H191ZM201 161H202V159H201ZM206 161V160H205ZM204 161V162H205ZM218 161V160H217ZM251 161V160H250ZM91 162H92V160H91ZM110 162H114V161H112V160H110ZM130 162V161H129ZM193 162V161H192ZM192 162L190 163V164H192ZM211 162V161H210ZM209 162V160H208V164L210 163ZM214 162H215V160H214ZM224 162V161H223ZM245 162V161H244ZM10 163V162H9ZM15 163V164H16ZM123 163V162H122ZM195 163V162H194ZM193 163V164H194ZM202 163H203V161H202ZM207 163V162H206ZM222 163V162H221ZM246 163V162H245ZM249 163V162H248ZM260 163H261V161H260ZM5 164V163H4ZM19 164V163H18ZM26 165H27V163H25ZM93 164H95V163H93ZM131 164V165H132ZM214 164V163H213ZM11 165H13V164H11ZM20 165H22V164H20ZM20 165L19 166H17L15 169H17V171L18 172H20L21 171V169H22V167H20ZM96 165V166H97ZM124 165V164H123ZM195 165V164H194ZM199 165H201V164H199ZM222 164H220V166H221ZM95 166V165H94ZM136 166V165H135ZM136 166V167H137ZM193 166V165H192ZM205 166V168H206V164L204 165L203 164V167ZM248 166V165H247ZM263 166V165H262ZM124 167H126V166H124ZM134 167V166H133ZM200 167V166H199ZM223 167V166H222ZM232 167V166H231ZM264 167V166H263ZM126 168H128V167H126ZM142 168V167H141ZM146 168V167H145ZM188 168V167H187ZM192 168V167H191ZM202 168V167H201ZM201 168H200V170H201ZM245 168H249V167H245ZM244 168V169H245ZM131 169V168H130ZM129 169V170H130ZM207 169V168H206ZM239 169V168H238ZM257 169V168H256ZM259 169H261V168H259ZM128 170V169H127ZM126 170V171H127ZM144 170V169H143ZM202 170H203V168H202ZM231 170H233V169H231ZM237 170V169H236ZM241 170H243V169H241ZM246 170V169H245ZM244 170V171H245ZM261 170H264L263 168L261 169ZM148 171V170H147ZM243 171V172H244ZM255 171V170H254ZM257 171H258V169H257ZM55 172V171H54ZM141 172V171H140ZM143 172V171H142ZM202 172V171H201ZM200 172V173H201ZM249 173L250 171L249 170H246V173ZM145 175H143L146 179H148L147 177H146V172H143ZM149 173H151L150 171H148V174ZM204 173H205V171H204ZM247 173V174H248ZM252 173V172H251ZM250 173V174H251ZM259 173V172H258ZM36 174V175H35ZM53 174V173H52ZM260 174V173H259ZM150 175V174H149ZM151 175H153V174H151ZM148 176V175H147ZM248 176V177H247ZM246 176V179L247 178H249L248 180H250V177H251V175H250V177H249V175H247ZM255 176V175H254ZM143 177V178H144ZM152 177V176H151ZM151 177H149V181H150V183L152 184L153 183V181L155 180H153ZM241 177V176H240ZM25 178V177H24ZM39 178V177H38ZM142 178V177H141ZM144 178V179H145ZM229 178V177H228ZM243 178V177H242ZM245 178V177H244ZM254 178V177H253ZM263 178H264V176H263ZM257 180V179H256ZM118 180H116L115 182H117ZM148 181V182H149ZM245 181V180H244ZM247 181V180H246ZM246 181H245V183H246ZM250 181H253V179L252 180H250ZM112 182H114V181H112ZM119 182V181H118ZM117 182V183H118ZM226 182H227V180H226ZM229 182V181H228ZM239 182H240V180H239ZM238 182V183H239ZM116 183V184H117ZM154 183H157L158 184V182H154ZM233 183V182H232ZM232 183H230V185L232 184ZM236 183H237V181H236ZM236 183H235V185L234 186H237L236 185ZM248 183V182H247ZM255 183H256V181H255ZM112 184V183H111ZM115 184V183H114ZM114 184L112 185V186H114ZM224 184V183H223ZM223 184H221V186L223 185ZM229 184V183H228ZM260 184V183H259ZM38 185V184H37ZM163 185V184H162ZM230 185H228V186H230ZM154 186V185H153ZM157 186H159V185H157ZM227 186V185H226ZM225 186V187H226ZM233 186V187H234ZM243 186V185H242ZM242 186H240V188L242 187ZM261 186V185H260ZM17 187V186H16ZM73 187V186H72ZM182 187V186H181ZM246 187V186H245ZM245 187L243 188L242 187V189H245ZM248 187H249V185H248ZM222 189H223V187H221ZM239 188V187H238ZM239 188V189H240ZM260 188V187H259ZM262 188V187H261ZM165 189V188H164ZM227 189V188H226ZM225 189V190H226ZM233 189H235V187L233 188ZM238 189V190H239ZM254 189H256V188H254ZM216 190H219V188L218 189H216ZM229 190V192H230V189H228ZM236 190V189H235ZM237 190V191H238ZM251 191H252V189H250ZM2 191V190H1ZM72 191V190H71ZM165 191V190H164ZM224 191V190H223ZM239 191H241V189L239 190ZM238 191V192H239ZM243 191H245V190H243ZM5 192V191H4ZM172 192V191H171ZM222 192V191H221ZM220 192V193H221ZM228 192V191H227ZM233 192H234V190H233ZM237 192V193H238ZM253 192V191H252ZM262 192H263V190H262ZM74 193V192H73ZM217 193V192H216ZM235 193V195H236V192H234ZM240 193H242V192H240ZM244 193H246V191L245 192H243V194ZM256 193H257V190H256ZM7 194V193H6ZM9 194V193H8ZM72 194V193H71ZM71 194H70V196H71ZM219 194V193H218ZM221 194H224V192L223 193H221ZM231 194V193H230ZM233 194V193H232ZM242 194V195H243ZM262 194V193H261ZM260 194V195H261ZM264 194V193H263ZM3 195V193L2 192H0V196H2ZM61 194H59V196H60ZM65 195V194H64ZM246 195V194H245ZM254 195V194H253ZM3 196H5V195H3ZM11 196V195H10ZM14 196V195H13ZM61 196H63V195H61ZM66 196H68V195H66ZM75 196V195H74ZM73 196V197H74ZM77 196V195H76ZM174 200H176L175 202L173 201V203H175L177 206V209H179L180 211L179 212H181L183 215H185L189 210H191V209H189L186 205H184V202L185 201H182L183 199H176V197H174L172 194L170 195ZM222 196V195H221ZM227 196V195H226ZM239 196H240V194H239ZM238 196V197H239ZM249 196H251V195H249ZM15 197V196H14ZM69 197V196H68ZM72 197V196H71ZM70 197V198H71ZM72 197V198H73ZM78 197V196H77ZM76 197V198H77ZM170 197V198H171ZM224 197V196H223ZM234 197V196H233ZM242 197V196H241ZM253 197V196H252ZM3 199H5L4 197H2ZM7 198H8V195H7ZM6 198V199H7ZM60 198V197H59ZM62 198V197H61ZM64 198H67V197H64L63 196V198L62 199H64ZM71 198V199H72ZM243 198H244V195H243ZM173 199H171V200H173ZM219 199V198H218ZM225 199H227V197L225 198ZM229 199V198H228ZM254 199V198H253ZM260 199V198H259ZM9 200H11V199H9L8 198V201ZM60 200V199H59ZM69 200V198L67 199V201ZM73 200H75L74 198H73ZM170 200V199H169ZM238 200V199H237ZM243 200V199H242ZM247 200V198L246 199H244V201H246ZM249 200H250V197H249ZM257 200V199H256ZM1 201V200H0ZM6 201V200H5ZM13 200H11V202H12ZM61 201V200H60ZM63 201V200H62ZM64 201H66V200H64ZM234 201V200H233ZM233 201H231V203L233 202ZM243 201V202H244ZM255 201V200H254ZM254 201H253V204H254ZM14 202V201H13ZM250 202H252L251 200H250ZM256 202V201H255ZM263 202V201H262ZM19 203V202H18ZM172 203V204H173ZM236 202H234V205H236L235 204ZM247 203V202H246ZM245 203V204H246ZM257 204L259 203V202H256ZM264 203V202H263ZM23 204V203H22ZM237 204H239V203H237ZM240 204H242V201H241V203ZM240 204H239V206H240ZM244 203H243V205H245ZM251 204V203H250ZM19 205V204H18ZM214 205V204H213ZM255 205V204H254ZM14 206H16V205H14ZM14 206H11V207H14ZM21 206V205H20ZM237 206V205H236ZM253 206V205H252ZM171 207V206H170ZM173 207V206H172ZM171 207V208H172ZM192 207V206H191ZM208 207V206H207ZM233 207V203L231 204V205H228V208H226V209H220V208H218V207H215V208H217L216 210H214V212L215 211H219V209L221 210V212H227L226 214H229L230 215V212L232 213V208ZM247 207V209H248V206H246ZM254 207V206H253ZM252 207V208H253ZM256 207V206H255ZM264 207V206H263ZM16 208V207H15ZM145 208V207H144ZM147 208H148V210H151V209H149L150 207H148L147 206ZM174 208H175V205H174ZM201 208H203V207H201ZM198 209V210H202V209ZM213 208V207H212ZM249 208H251L250 206H249ZM257 208H258V206H257ZM260 208H262L261 207V204H260ZM21 209V208H20ZM189 209V210H188ZM194 209V208H193ZM204 209L206 210V207L204 206ZM208 209L210 210L211 208L210 207H208ZM237 209H239L240 210V208H237ZM246 209V210H247ZM147 210V211H148ZM171 210V209H170ZM174 210V209H173ZM173 210H171V211H173ZM196 210V209H195ZM205 210H203L204 212H205ZM212 210V209H211ZM242 210H243V208H242ZM252 210V209H251ZM257 210V209H256ZM259 210V209H258ZM261 210V209H260ZM262 210H264V209H262ZM175 211H176V209H175ZM194 211V210H193ZM234 211V210H233ZM238 211V210H237ZM236 210H235V212H237ZM245 211V210H244ZM243 211V212H244ZM178 212V213H179ZM207 212V211H206ZM206 212H205V216H206ZM213 212V211H212ZM241 212V211H240ZM246 212V211H245ZM258 212V211H257ZM147 213V212H146ZM176 213H177V211H176ZM178 213H177V215H178ZM192 213V212H191ZM195 212H193V215H196V214H194ZM211 212H208L207 214H210ZM212 214V213H211ZM219 214V213H218ZM217 214V215H218ZM221 214V213H220ZM224 213H222V215H223ZM225 214V215H226ZM239 214H241V213H239ZM245 215L243 216V217H245L247 214H249V213H244ZM253 214V213H252ZM261 214H262V211H261ZM174 215V214H173ZM180 215V214H179ZM214 215H215V213H214ZM189 217H190V215H188ZM188 216H184L185 218L186 217H188ZM234 216V215H233ZM237 216H238V214H237ZM240 216V215H239ZM238 216V217H239ZM247 216H251V215H247ZM246 216V217H247ZM175 217H176V215H175ZM177 217H179V216H177ZM182 217V216H181ZM191 217H192V215H191ZM218 217L219 216H217V219H218ZM221 217H223V216H221ZM229 216H227V218H228ZM232 217V216H231ZM241 217V216H240ZM254 217V216H253ZM150 218V217H149ZM183 218V217H182ZM184 218V220H186ZM195 218V217H194ZM209 218H210V216H209ZM214 218V217H213ZM233 218V217H232ZM248 218V217H247ZM252 218V217H251ZM237 217H236V221H237ZM242 218H240V220H241ZM179 220H182V219H180L179 218ZM183 220V221H184ZM204 220V219H203ZM206 220H207V218H206ZM210 220V219H209ZM212 220V219H211ZM210 220V221H211ZM214 220V219H213ZM216 220V219H215ZM220 220V219H219ZM218 220V221H219ZM225 220V219H224ZM234 220V219H233ZM239 220V221H240ZM243 220H245V219H243ZM259 220V219H258ZM262 220H263V218H262ZM207 221V222H209V223H207V224H205L204 222L205 221H201V223H200V228H199V230H195L194 232H193V234L192 235H190V236H188L187 235V238H190L191 239V241L192 240H194V242L195 243H192L193 245L195 244V247L197 248V250H198V257H199V261H202V263L204 262V263H206L205 261H210V259H211V257L213 256V253H214V251H215V249L216 248H214V243L216 242V240L218 239L219 240V238H217L216 240L215 239H212L211 238V245H207V244H203V243H200V240H198L197 241V239H199L200 238V236H201V234H202V232L203 231H206L208 228H212L213 226H215V223L214 222H216V221ZM238 221V222H239ZM250 221H251V219H250ZM249 220H248V222H250ZM181 223H182V221H180ZM229 223H230V221H228ZM227 220H226V223H224L225 224V227H226V225H227ZM232 222H234V221H232ZM238 222H236V223H238ZM247 222V223H248ZM262 222V221H261ZM178 223H179V221L177 222V225H178ZM223 223V222H222ZM229 223H228V225H229ZM235 223V224H236ZM243 223H245V222H240L239 224L240 225H237V227L238 226H241V224H243ZM259 223V222H258ZM217 224H221L220 223V221H219V223H217ZM232 224H234V223H232ZM235 224L233 225V226H235ZM262 224H263V222H262ZM218 225V226H219ZM250 225V224H249ZM253 225V224H252ZM251 225V226H252ZM256 225V224H255ZM254 225V226H255ZM221 226H222V224H221ZM232 226V227H233ZM248 225H246V227H247ZM261 226V223H260V225H259V227ZM224 227V226H223ZM224 227V228H225ZM231 227V228H232ZM241 227H244V226H241ZM245 227V228H246ZM250 227V226H249ZM248 227V228H249ZM258 226H257V228H259ZM216 228V227H215ZM230 228V229H231ZM234 229L236 228V227H233ZM232 228V229H233ZM262 228V227H261ZM222 229V228H221ZM227 228H225V230H226ZM236 229H238V228H236ZM241 229V231H242V228H240ZM239 229V230H240ZM250 229V228H249ZM254 229H256V227L254 228ZM253 229V230H254ZM260 229V228H259ZM223 230V229H222ZM252 230V229H251ZM252 230V231H253ZM261 230V229H260ZM227 231V230H226ZM229 231H232V230H229ZM228 231V232H229ZM246 231H247V229H246ZM257 231V230H256ZM225 232V231H224ZM245 232V231H244ZM258 232V231H257ZM204 233V232H203ZM223 234V231H222V233L220 234L221 235V237H223V239L221 238V241L223 240V242L222 243H224V245L226 246V252H227V256H226V260H227V264H237L238 263V261H240L238 258V255H240V254H236V252H237V249H236V251H235V254L234 253H231V250H232V246L235 244L234 243V241H232V239L234 238V236L232 237L231 236V239L228 237L227 238V235H222ZM233 234H235V233H233ZM244 235L246 234L247 235V233L245 232V233H243ZM230 235V234H229ZM232 235V234H231ZM203 236L204 235H202V238H203ZM205 236H207V235H205ZM204 236V237H205ZM239 236V235H238ZM220 237V236H219ZM201 238V239H202ZM236 238V237H235ZM3 239V238H2ZM1 239V240H2ZM209 239V238H208ZM233 240H235V239H233ZM188 241V240H187ZM205 241V240H204ZM238 241V240H237ZM263 241V240H262ZM193 242V241H192ZM242 242V241H241ZM256 242V241H255ZM259 242V241H258ZM206 243V242H205ZM234 243V244H233ZM260 243V242H259ZM181 244V243H180ZM179 244V245H180ZM217 244V243H216ZM239 245V244H238ZM183 246V245H182ZM259 246V245H258ZM261 246H262V244H261ZM260 246V247H261ZM264 246V245H263ZM224 247V246H223ZM259 248V247H258ZM262 248V247H261ZM194 249V248H193ZM234 249H235V247H234ZM240 249V248H239ZM252 250V249H251ZM255 250V249H254ZM256 250H258V249H256ZM259 250H261V249H259ZM233 251V250H232ZM249 251V250H248ZM230 252V253H229ZM239 252H241V251H239ZM245 252V251H244ZM252 252V251H251ZM258 252V251H257ZM248 253V252H247ZM215 254V253H214ZM258 254H260V252L258 253ZM264 254V253H263ZM242 255V254H241ZM240 255V256H241ZM253 255V254H252ZM258 256V255H257ZM263 256V255H262ZM243 258H244V256H243ZM254 258V257H253ZM252 258V259H253ZM11 258H9V260H7V262L8 261H11L10 260ZM250 259V258H249ZM13 260V259H12ZM16 260H18V259H15V261ZM244 260V259H243ZM259 260V259H258ZM260 260H262V259H260ZM19 261V260H18ZM18 261H16V262H18ZM241 261H242V259H241ZM240 261V262H241ZM246 261V260H245ZM253 261H254V259H253ZM14 262V261H13ZM190 262H192V261H190ZM189 262V263H190ZM213 262V261H212ZM244 262V261H243ZM255 262H256V260H255ZM186 263H188V262H186ZM246 263H247V261H246ZM212 264H214V263H212ZM242 264H244V263H242ZM252 264V263H251Z\"/></svg>",
	"mask_w": 264,
	"mask_h": 264
}]
</instances>
